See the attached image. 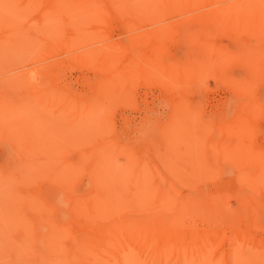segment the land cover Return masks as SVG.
Here are the masks:
<instances>
[{"label":"rangeland","instance_id":"rangeland-1","mask_svg":"<svg viewBox=\"0 0 264 264\" xmlns=\"http://www.w3.org/2000/svg\"><path fill=\"white\" fill-rule=\"evenodd\" d=\"M55 1L0 0V264H250V263L264 264V236H263L264 229H262L264 227V225H262L264 224V177H262L264 176V173L263 175L261 173L264 172V163L262 162V160L264 161V120H262L264 119L263 118L264 116L261 117L262 113H260L261 115H259L258 112V110H260L258 108L264 107V86L262 89L260 88V86L262 87L261 84L264 85V79H263L264 74L260 75L263 83L260 81L258 83L257 82L258 80L256 79V75L254 76L257 81L254 79L252 71L253 73L255 72L256 74H258L259 70L257 68L256 69L253 68L251 66L253 65V63L252 61H250L253 60V62L256 63L257 61L256 59L259 57H260L259 60L263 59L264 61V56L263 58H261V56L255 58V56L258 55L257 51L258 52L260 51L259 52L260 54L262 53L264 54V52H262L264 50L262 49L261 51V49L259 48L258 50L254 48V46L258 42L260 43L263 42L261 44L260 43L257 44L258 46L262 47L264 45V41H263L264 39L262 40L259 39L257 40V42H255L254 40L252 42L251 38H249L251 34L248 33V31L250 32L252 30L251 29L245 32V34L246 33L249 34L248 36V38L250 39L249 41L247 40V37L245 40L243 39L244 41L242 39H241L242 41L241 40L235 41L232 39L235 42L234 48H233V43H231L232 40L229 39L227 41L228 37L230 36L229 34L230 32L232 35H234L233 33L235 32L236 33L238 32L239 34L240 32H243V30H247L248 28L250 29L251 25L254 26L253 24H256L254 22L256 19H261L260 13L263 14L262 13L263 10L261 11L259 8L261 5L260 0L253 1L256 4L255 8L253 6L254 5L253 2H251L252 3L251 6H248L249 4L247 5L246 2L248 0H243V1L241 0V3L239 0L238 3H240L242 6L246 3L247 9L245 8V6H243L244 7L243 8L240 4H238V6H241L240 8L239 7L237 8V6L234 7V5L236 4L233 5L232 3L233 2L237 3L236 2L237 0H230V1L219 0V2L218 0H213V1L197 0V2L196 1L193 2V0L192 1L182 0L181 2L179 0L178 5L176 3L177 2L176 0H148V1L146 0L148 4L143 0H137L134 3V5H132V7H131L132 2H130L129 0L127 1L125 0V4H127L128 2L127 7L129 6V8L124 9V11L122 10L124 7L123 5L124 0H105V1L92 0L95 3H97L100 8H102L101 10L104 11V9H106L107 11H109L110 9V12H106V10L105 12L98 10L94 12L93 10L90 13H87V15L85 14L81 15L80 13H78V11L76 14L75 13L76 10L74 11H72V9L69 10L72 7L74 8L77 7V5L78 6L82 5V4L80 5L78 0L76 1L55 0ZM77 1L79 4L77 3ZM134 1L135 0H133V2ZM140 1H142L141 4H139ZM52 2L55 3L53 4ZM184 2L187 4V7L190 4L191 8L188 7L184 9V7H186V4ZM50 3H52L53 9L59 7L55 10L57 11V13H59L60 11V14H58L59 18L56 16V12L52 13L46 9L47 6L48 8L49 7L52 8V6H50ZM143 3L147 4L149 8L147 7V5H142ZM150 3L151 5H149ZM194 3L195 4L197 3L198 6L195 5ZM262 3L264 4V0L262 1ZM113 4L114 6H116V8L114 9H112L114 6H111ZM137 4L139 5L136 6ZM120 5L123 6L121 10H119ZM224 5L225 7L227 5L225 10L226 12H224L223 10ZM262 6L263 5H261V7ZM66 7L68 9H65ZM134 7H140V8H134ZM174 7L177 8L173 9ZM179 7L181 8L178 9ZM228 7L231 8L228 9ZM132 8L134 10H132ZM217 8L221 13L222 11L220 10L222 9L226 17H232V18L236 17L235 12H238V9L240 10L242 8L246 9L243 11L239 10V12L241 13L238 14L242 15L243 12V14L245 13L244 17L247 16L251 20L248 18V20L246 19L245 23L243 24L241 23L240 26H238L239 31L236 29L237 27L229 29L228 26H226L227 28H225L224 27L225 24L220 23V25H217L214 23V21L216 20V18H218L219 15V13L216 14L218 12L216 11ZM235 8H237L236 11H234ZM115 9L116 12L113 11ZM182 9H184V11ZM142 10L144 11L145 15L142 12ZM229 10L230 11L233 10L231 11V14ZM42 11L48 12V15L47 16L43 15L45 12L42 13ZM111 11H113L114 14H116V16ZM248 11L250 12V14L251 12H253L252 15L253 14L255 15L254 11H256V13L258 12V14H256L255 16L253 15L255 17L254 18L252 15H251L252 17L248 15L249 14ZM232 12H234L233 13V15H235L234 17L232 16ZM179 14L183 16L181 17ZM224 14L222 16H225ZM90 15L93 16L90 17ZM127 15L133 17L131 18L129 16L130 18L129 19ZM95 16H97L96 17L97 19L92 20L93 18H95ZM207 16H210V19L208 18L210 24L208 23V19L207 21L205 20ZM263 16L264 15H262V21H263ZM72 17L74 18L72 19ZM87 17L90 18L88 19ZM142 17H144L145 20ZM240 17L241 16L239 17L237 16L234 19L238 18L239 20ZM98 18H103L104 21L102 19H100L101 20L100 21L98 20ZM178 19L180 23L178 22L177 24ZM69 20H71L70 24H68ZM96 20L98 22L100 21V23L102 22L101 25L97 23ZM134 20H136V22H133ZM146 20H147L146 22L147 25L145 24ZM244 20L245 18L241 19L240 21H244ZM76 21L79 23H77ZM88 21L91 22V25L90 22ZM248 21H251V25L250 26L248 25L250 23L249 22L247 24L248 28L246 29L245 27H247L246 23ZM195 22H196V26L195 27L192 26L190 28V26L194 25ZM129 23L133 25V28ZM172 23L173 26L171 25ZM261 24L263 25L261 21L258 22V24H256V28L258 30V32L256 31V34L259 35V37L260 35L264 36V31H263L264 27L261 26ZM160 25H162V27ZM221 25H223L222 27L225 30L222 27H220ZM241 25H244L242 26L244 29H242ZM219 27L222 28L223 30L222 29L219 30L220 29ZM253 28L255 29V27ZM128 29L131 30V32L128 31ZM228 29L231 30L229 31V33L223 32ZM216 30L219 31L218 35L221 32L220 35H223L221 36L222 38L217 35ZM261 32L263 34H261ZM205 33L211 34V36L208 35L202 36V35H206ZM155 34H158L157 36H160L161 38L156 37ZM103 35L105 36L103 37ZM150 35H154V36L151 37ZM163 35H165L164 36L165 38L163 37ZM193 35L195 37H193ZM142 36L145 37V38L143 37L144 40L140 38ZM146 36H148L150 39ZM200 36L203 38L209 37V39L211 37L212 40L210 39V41H208L209 40L208 38L203 39L200 38ZM137 37H139L141 41L137 39ZM254 37L255 35L253 36V38ZM162 38L164 39V41L162 40ZM166 38L169 39V41ZM151 39L152 41L154 40L153 42H159V43H157V45L155 43H150L149 41ZM165 39L167 40V42ZM189 39L192 40L193 45L196 42L195 43L196 46L205 43L209 44L210 46L209 50L210 48L211 50L212 49L214 50L215 52L214 55L216 54L215 56L217 57L215 61L216 63L218 62V65H216L215 62H213V64L215 63L214 64L215 67L213 65H209V66L211 67L213 66L217 70V71L215 70L217 73L218 70L222 71L223 76H219L221 74V72H219L218 74H216L219 77H216L215 79L216 72L214 73V68L212 69L210 67H206L205 72L207 71L209 72L204 74V69H203L204 60L205 59L207 60V58L214 59L216 57L212 56L213 54H211V51H208V54L210 53L209 55H211L209 57L208 54L205 53L206 52L205 50L207 49L206 46L204 49L202 48L204 47V45H202V47L199 46L197 47L199 48L198 51L201 52V57L199 58L198 61L199 63L197 70L198 76L196 74L195 76H193V78L190 77L191 80H193L190 81L189 77L187 76L190 75L192 72H189L190 70H188L187 68L192 67L190 66L191 63L193 62L192 59L194 56H196L195 54L198 53V51L194 52V49L196 51V47L195 46L193 47L192 43H188L191 42V40L188 41ZM196 39L197 40L202 39V40L196 41ZM224 39L226 40L224 41ZM178 40L181 43L178 42ZM250 41L252 43V46L249 44L251 47L247 48L246 44ZM162 42L163 43L165 42L166 44H163L164 45L163 46L161 44ZM199 42L202 43L199 44ZM123 43L124 46L122 49V47L120 46H122ZM134 43L136 44L134 45ZM254 43L256 44L254 45ZM109 45L111 47H109ZM242 45L243 46L245 45L246 48L241 47ZM114 46L118 48L116 49V47ZM156 46L157 49L155 48ZM158 46L160 47L158 48ZM188 46L189 47L191 46L190 48L191 51L189 50ZM221 46L225 48L222 49L220 48ZM226 47L227 49L232 48L233 50L230 49L227 52ZM101 48H105V49H101ZM201 48L204 50H202ZM241 48H243V50ZM251 48L252 51L254 50L253 51L254 53L256 52L255 54L254 53L252 54L253 56L254 55L255 56L253 57V59L246 60L247 62H245L244 61L246 58L245 53L247 50L249 51ZM107 49H109L108 50L109 53L107 52L108 54H106L105 52V50ZM127 49H129V51ZM159 49L161 50V52H159L160 51ZM200 49L203 52L205 51L204 53L208 56L207 58H205V56L203 55ZM244 49L246 51H244ZM103 50L105 54L103 53ZM110 50L112 53L114 54L116 53L115 56L118 57L116 58L113 56L116 59H112L113 58L112 57L108 60L109 63L114 62L111 65L108 62H106L107 61L105 58L106 56L104 57V55H108V58L109 56H111ZM222 50L223 51L225 50V52L228 54H230L231 52L234 53V51L236 50L237 52L235 53H238L239 51V54L237 55V57L235 56L236 58L234 57V59L230 58L231 56L226 54L229 56V60L233 59V62L232 61L231 62L233 63L232 65L234 68L237 67L236 70H234L232 66H231L232 68L230 66L229 67L227 66L229 70H226L227 64L223 65L224 62L223 57L219 55L220 51L222 53ZM187 51L189 52L187 53ZM163 52H165V54L162 55L161 57L163 59H160L159 61L158 57H160L161 53L163 54ZM182 52H186V53H182ZM191 52L195 53V54L193 53L194 56L193 55L190 56ZM240 52H242L241 53L242 55L244 54V56L242 57H245L243 58L244 60L241 59L242 60L241 62L238 57L241 56ZM97 53L100 55H98ZM101 54L103 55L104 59H102ZM155 54H157L158 57H156ZM185 54L188 56L189 59ZM84 56L86 57L88 56V57L83 58ZM152 56L154 58L156 57L155 58L156 60L153 59ZM150 58H152V60ZM196 58L198 59V56L194 57L195 62L197 63ZM236 59L238 62L234 63L235 62L234 60ZM102 60L105 63H103ZM190 60L192 61L191 63L189 62ZM117 61L119 62L120 65L117 63ZM157 61H159L160 63H158ZM207 61L209 62L210 60ZM225 61L227 62L226 58ZM152 62H155L154 64L158 63L157 65H155L156 70H160L161 74H162V68L165 70V71L163 70L165 72L163 74L165 77L166 76L169 77V80L167 79L168 77H166L168 81L164 78V76L161 77L162 75L160 76L159 73L157 74V71L155 69L153 71L155 73V76L153 77L154 74H152L153 72L151 71L153 69L149 67ZM242 62H245L244 65L247 64L248 66H250V68L252 67L253 70H251V73L249 67H247V69L245 68L246 70H244V66ZM260 62H258V64ZM129 63L132 64L131 65L132 67H130ZM175 63L177 64L179 70L175 66L176 65ZM263 63L264 62H261L262 65ZM136 64L138 66H136ZM234 64L236 65L234 66ZM229 65H231V63H229ZM194 66H196V64ZM216 66H219V69H217L218 67L216 68ZM102 67L104 69L105 67L106 68L109 67L110 69L109 68H108L109 70L106 69L108 70L107 72L104 69L101 70ZM114 67L115 69H113ZM260 67L263 69L264 65ZM123 68L127 70L124 71L122 70ZM184 69H187L188 71L187 70L184 71ZM193 69H191V71H193ZM180 70L182 71L180 72ZM243 70L245 72H242ZM177 71H179L181 74L178 73ZM240 71L244 75L243 77L244 81L242 82L243 84L242 86H244V88L246 89V84H247L246 81H248L246 79L249 75L248 78H251L250 80L252 79L254 80L253 85L249 80L250 84L253 87L252 89H254V91L253 92L251 91L250 93L251 94L254 93L253 96L255 97L258 94V97H256L258 98L256 100L257 102L255 101V97L254 100L251 98L253 100V104H254L253 106H255L253 112L250 113L248 111L250 115L254 113V117L251 116L253 117V120H251L252 118H249V116L247 117L249 113L246 111L249 105H250V109L252 106L251 104L252 102H250L252 100L250 99V101H248L249 100L248 96L250 97V95L247 94L249 92L243 96L245 99L248 100L245 99L242 100L243 98L242 97L240 101L239 98L241 97V95L238 94L236 91L242 93L243 90L242 92H240V90L243 88L235 91V89L233 88L234 89L233 90L232 87L229 86L228 84V82L231 83V81H229L230 80L229 78H232L233 82L235 78L236 83L237 81L240 80L239 78L242 75ZM176 72L178 73V75L180 74L182 77L180 76L181 78H179L177 74H175ZM232 72H234L233 75ZM102 73H106V74L103 75ZM128 73H130L131 75L129 76ZM171 73L174 74L175 76L172 75ZM156 74L157 76L159 75L158 78L162 79V80L158 79L157 81L160 82L165 80L166 81L162 82V84L161 83L158 84L155 78ZM193 74H195V72H193ZM126 75L128 76L125 77ZM132 75L136 79H133ZM251 75L253 78L251 77ZM170 77L171 78L174 77L173 80L175 81H173L174 83L172 82L173 84L170 82L171 81ZM185 77L189 80V82H191V84H189L188 80H186ZM110 78L112 79V81L115 80V83L118 82L117 80L120 78H122L120 79V81L123 79L127 81L128 79L129 80L131 78L132 79L130 82L127 81L124 82V80L123 82L122 81L119 82L121 84L123 83L125 84L123 86L122 85L119 86V84L117 83L115 84L114 82L110 81L111 80ZM243 78L241 77L242 80ZM179 79L180 82L182 80V83L179 82V84L181 85L178 84ZM217 79H219V81H217ZM186 81L188 82L187 84ZM166 82H170V84ZM97 83L98 85H96ZM106 83H108L107 85L111 87L110 90L108 91L106 90L104 85ZM164 83H166V85ZM236 83L235 86L238 85V84L236 85ZM160 84L162 85L163 88L160 87L161 86ZM163 84L165 85V87L163 86ZM188 84L190 85L189 86L190 89L189 88L184 89L183 87H188ZM102 85H104V89L106 90V92H109L111 95L114 93L115 95L113 94L112 97H108L109 96L108 93L106 95L105 94L106 92L105 93L103 92L104 91L103 87L97 88V86H102ZM256 85H258L259 87H257ZM118 86L122 88H120L119 90L117 89L116 91L115 87L119 88ZM240 86L241 84H239V87ZM172 87L173 90L175 91L177 88H179L177 89L178 94H176L175 91L172 90L170 91V88L172 89ZM100 88L103 90H101ZM247 88L250 89L251 87L250 88L247 87ZM96 89H98L100 92H97ZM166 90L168 91V93ZM184 90L185 91L187 90L188 92L184 93ZM261 90L263 91L262 92L263 94L261 93ZM245 91L247 92V90ZM259 92L261 93V95H259ZM94 93L95 95L96 94L97 95L95 96ZM99 93H102L100 95L101 98L99 99L97 98L96 100L95 98L99 96ZM234 94H236L237 97ZM43 95L44 97H42ZM180 95L182 96V98ZM233 95L236 98L233 97ZM117 96L118 98H116ZM40 97L42 102L39 101ZM106 97H108L109 100ZM54 98H55V102H54ZM102 98L105 99V101L107 99L106 102L109 101L107 106H106V102H104ZM234 98L239 99V101H237L238 104L235 103L236 100L234 101ZM51 100L53 102L50 103ZM111 100H112V104H109ZM180 100L182 102H180ZM102 101L105 104L104 106H102V108L104 107V110L105 109L107 110V108L105 107H108L110 105L108 108L110 110H107L106 111L107 113L101 112L100 108H98V106L102 105ZM92 102L94 103V105H92ZM254 102L257 103L258 105L260 102V105L259 106L255 105ZM63 103H65L64 106ZM229 103H231L232 105ZM88 104L92 105V106L89 105L90 107H92L91 109L90 107L89 108L87 107ZM239 104H241V106ZM65 105L66 107L67 106L70 107V109L69 107L68 109L69 111H71L72 114L71 116H69L70 112L65 107ZM181 105L185 106V109L189 108L187 110L189 112L186 111L187 114L185 112H182L185 109H183L184 107L182 108ZM230 106H232L233 111L235 112L237 111L236 112L237 115L232 114L233 111H231V109L228 111V107ZM61 108L67 110L64 109L61 110ZM86 108H88L87 111H85ZM93 108L97 109V111L93 110ZM171 109L174 110L171 111ZM76 110L78 112H76ZM88 110L89 111L93 110L94 111L93 114L97 112V115L95 114L96 118H98L97 121L95 120L96 119L95 115L91 114L92 111L89 113ZM176 110L177 111L179 110L178 113ZM238 110H239V115H238ZM262 110L264 111V109L261 108L260 111L262 112ZM62 111L66 112V114L63 113ZM230 111L233 117L228 118L231 115L230 113H228ZM85 112H88L89 114L88 113L86 114ZM173 112L176 113L177 115H173L174 114ZM256 112L258 113L255 114ZM62 113L63 115H61ZM103 113H105L108 118V121L106 122H105L106 116L105 118H103L104 117ZM183 113L184 116L183 115L182 116L188 120L185 121V118L184 119L182 118L181 114ZM246 113L248 114L246 115ZM74 114H77L78 117ZM90 114L92 115V117L93 116L94 117L92 118ZM178 114L181 116L180 118ZM225 115H227V117ZM98 116L100 118H103L104 123L103 120L99 119ZM176 116H178V119H176L177 118ZM237 117L240 118L244 117L245 120L243 119L244 123L243 122L242 123L244 125L246 124L247 126L246 127L243 125V127L247 129L245 130L242 129L243 130L241 131L242 133L239 131V134L241 133L240 135L235 134L237 133V131L234 130L236 128L237 130H239L242 125L241 122H239L241 125L236 123L237 122L236 120L240 119ZM170 119H172L173 121L171 122ZM205 120L208 122L210 120L211 124L206 122ZM164 122H166V124ZM199 122L201 123L198 124ZM218 122L220 123V125H218L219 124ZM222 122L223 124H221ZM204 123H206L207 125L206 127H204L205 130H203L202 128ZM234 123H236L235 125H237V127L233 126ZM188 124L189 127H187ZM209 124L210 127L212 126L214 127L211 128L212 130L209 128L208 126ZM225 124H227V126L230 125L231 127L228 126V128H226ZM168 125L170 128L168 127ZM224 125H225V129L223 130L222 127H224ZM238 125L240 126L239 128ZM147 126L148 129H145L144 127L147 128ZM171 126H173V128ZM198 126H201V128H199ZM142 127L144 128L143 131L141 129ZM217 127L218 128L220 127L221 130L220 128L218 129ZM149 128H151V130ZM229 128H231V132H229V134L230 133L233 134L231 135L232 138L229 137L228 133H227L228 136L224 134L227 131L226 129L230 131ZM158 129L161 131H159ZM206 129L207 130L209 129L208 135L206 134L207 133ZM216 129L221 132L224 131V133H222L223 135L220 132L217 133ZM71 130L73 131L78 130L81 136H78L79 134L77 135L75 134L76 136L73 137V135L68 134L67 132L69 131L71 132ZM85 130L88 132H85ZM169 130L172 131L169 132ZM78 131H74L73 133ZM144 131L145 133L141 135V133ZM166 131L169 133H167ZM149 132L150 134H148ZM159 132H161L163 136L165 135V137L163 136L160 137L159 135H157L159 134ZM246 133L248 137L246 136ZM216 134L217 135L219 134V136L216 137L217 136ZM138 135H140L141 137ZM203 136L205 140L203 139ZM239 136H241L243 139L241 137L239 138ZM159 137L160 139L162 138L163 140L161 139L160 141ZM226 137H228L226 140L227 142L224 141ZM244 138H246L248 142L244 140ZM235 140L238 142H236ZM150 142L152 144H150ZM239 142H241L243 145ZM109 143L111 144L108 146ZM233 143L236 144L239 143L242 145L238 153L236 152L237 151L236 149H238L237 146L234 147L236 148L235 149L236 151L232 147L236 145V144L234 145ZM121 145H123L124 147L126 146L125 149ZM222 145L223 147L224 146L227 147V149L225 147L223 148ZM113 146L115 149L112 148L109 149L110 147ZM210 146L212 147L209 148ZM31 147H33L34 149ZM127 147L133 148L134 150L129 152L128 151L129 148L126 149ZM172 147L174 149H172ZM213 147L216 149V151L214 150ZM218 148L221 149V151L222 150L226 151V152L223 151L224 152V153L222 152L223 154L227 153L228 155L229 153L230 158L228 160L225 158L221 160L222 157L224 156L217 153V151L219 150ZM230 148H233L232 152L233 150L236 152L235 156L231 155L232 152L230 153V150L228 151V149ZM169 149L171 150L169 151ZM109 150H112L114 154L112 153V151ZM126 150L127 153L129 152V154L125 153ZM133 151L134 153L137 152V154H135V157H133L134 156ZM221 151L219 152L221 153ZM109 152L112 154H110ZM183 152L185 153V155ZM166 153L169 157L166 155ZM210 153H212L213 155ZM254 153L257 155H255ZM124 154L126 155L131 154L132 156L131 155L126 156ZM143 154L144 157L142 156ZM106 155L109 156V157L107 156V159H105ZM220 155L222 157H220ZM230 155L232 156V158ZM124 156L126 159H124ZM159 156L160 157L163 156L161 158H165L166 156L167 159L165 158L162 161V159ZM138 157H140V159ZM157 157L160 158L161 160L156 159ZM136 158H138V160ZM142 160H144V162ZM124 161H127L126 162L127 164L129 162L128 166L130 165L129 166L130 168L127 171H130L131 173L129 174L130 176L132 175L134 176L136 174L135 171L141 173L140 177L143 176L142 175L143 172L145 173L144 176L146 178L143 176L144 180L143 179L142 180L144 182L145 179H147L145 181L146 183L145 182L144 183L145 184L148 183L147 185L149 187L147 190V186H145L146 187L145 188L143 185H141V187L143 186L144 190L145 189L147 190V191L143 190L144 191L143 194L141 192L139 193L142 194V197L144 196V199L141 197V199H143L142 201L146 200L144 202L139 203L142 204L141 207L138 204V202L141 201V199L139 198L140 195L137 196L139 200L137 199V197L136 199L132 198V194L131 197L130 196L128 197V195H130L129 193L135 190L134 186L132 190L131 189L132 186L128 185L130 183V180L132 181L134 177L132 176L133 178L129 179V183H127L128 182L127 179L130 176L126 175L128 173L127 171H125L126 168L125 170H123L125 167ZM132 161L136 162V166H134L135 163L133 164ZM102 163H104L103 166ZM107 164L108 166H110L109 169L108 166L105 168ZM142 165L144 166L143 168L141 167ZM95 166L103 167V168H100L102 170L98 171V168L96 167L97 170L95 169L96 171H93L95 172V174H91L93 173L91 170ZM133 166L135 168L140 166V169H138L139 168L138 167L137 168L138 170H136ZM238 166H240L239 168L242 169L237 168ZM73 168H75L76 171L79 168L80 169L78 172H76L74 171ZM110 168L113 169L114 171L111 170ZM245 169L247 170L244 171ZM67 170L69 172L71 171L70 176L68 175V177L65 176L67 173L69 174ZM241 170L242 172H239ZM259 170L261 171L258 172ZM97 171L98 173H96ZM123 171L125 172V174ZM133 171L135 174H133ZM118 172L120 173L118 174ZM237 172L239 173V175H241V177L238 176ZM106 173L108 174L107 176L105 175ZM54 174L56 175L55 178H59L61 183L60 181H58V179H56L58 181L57 183L54 178H52L51 181V176H54ZM63 174L65 176L64 181H63L64 179ZM110 174H112L111 175L112 177L109 176ZM260 174L262 176H260ZM116 177L118 178L124 177L125 179L121 178L122 179L121 180ZM115 178L119 181V184L118 181H115ZM95 179L97 181V182L95 181L97 185L98 183L99 185H102L101 186L102 188L99 189H102L101 191L102 193H104V195L102 193L101 194L105 199L102 196H100L102 200L99 198H97L98 200L96 199V197L99 194L98 193L99 189L97 188L98 189L97 190L96 189L97 185L94 186L95 184L91 183L92 180ZM137 179L134 183L137 182ZM111 180L113 181L111 182ZM142 180L140 182L141 184H143ZM238 180L243 182H239ZM246 180L251 182H246ZM99 181L103 182V184L100 183ZM252 181H256V182H252ZM89 182L91 183V185L93 184V187L95 188L91 187ZM122 182L124 184H122ZM138 184L139 183H137L136 186H139L140 188V184L139 185ZM90 188L96 189L97 192H95L93 189L92 191H90L91 190ZM155 189L158 191V192L156 191L158 194L155 193L154 191L157 197L152 195L153 192L151 193V191ZM113 190H114L113 194L115 198L112 196L113 194L109 196L110 193L109 194L108 192L105 193V191L113 192ZM140 190L142 191V189L140 188L138 192ZM93 191L97 193L96 197L95 195L91 194ZM136 192L137 191L133 192V196L137 194ZM164 192L168 193L167 194L168 197L167 195H165L166 196V197L164 196L165 200L161 202V200L163 199ZM122 194L123 195L125 194L126 197L125 198L126 201L122 200L123 204L120 202L121 199L124 198V196L121 198ZM76 195H78V197L82 195L83 198L81 196L79 198H81L83 201H81V199H78ZM86 195L88 198L86 197ZM72 196L73 199L75 197V200H78V201L74 200V204H77V206L73 205ZM108 197H110L109 200L115 199L112 201L113 204H116L115 206L118 210L112 209L113 210L111 213L112 215L109 214L111 212L110 207L113 208V206L111 205L112 204L111 201L109 203L110 207H107L108 205L105 206L107 209L108 208L110 209V210L108 209L109 211L107 210V212L105 211L106 215L108 214L106 216L104 213V210L106 209H103L104 206L100 207L99 209L96 206V203L99 206V204L102 203V202L100 203V201H103L104 199V201L106 202V200L108 201ZM66 198L69 199L71 198V199L69 200ZM84 198L86 199V201ZM127 198L130 199V201L127 200ZM64 200H66L65 203ZM67 200H68V205H67ZM94 200L97 202L93 203ZM136 202L137 204H135ZM106 203L108 204V202ZM92 204H95L97 209H99V212L100 210H102V212H100L103 214L102 216L97 211V209L94 210L93 208L94 205ZM120 205L124 207L122 208ZM158 205L160 208L158 207ZM71 206H73L75 209L78 210L77 211L75 209H73L74 211L71 210L72 209ZM138 206L141 208V210L139 209L140 212L134 209L135 207L137 208ZM89 208L90 210L91 209L94 210V211L92 210L93 213L89 211ZM120 208L122 209L121 210L122 213L121 212L118 213V211H120L119 210ZM62 210L65 212H63ZM134 210L139 213L138 214L135 213ZM114 211H117L118 213L117 217L118 218L121 217L122 221L125 220V217L126 219L127 218L130 219V217L131 219L132 217L135 219L139 215V218L137 219L139 220L145 219L144 221L146 222L147 226L148 224L151 225V227L153 225V227L157 229L156 231L162 230L161 234L159 233L160 231L157 232L156 235L158 237L155 236V240H154L155 244H152L151 248L152 246L154 245L155 246L152 249L150 248L149 252H148L149 249H147V252L145 253L146 250L145 249L142 250L141 247L140 248L136 247L137 248L136 250H131L126 246V243L123 244L122 242L125 241L123 240L124 237H121L120 232H117V230L115 229L118 224H119L118 225L119 229L121 226H123V224L121 223V218H119V221H116L118 220V218L114 217L113 215ZM94 212H96V215H94L95 214ZM98 213L100 214V217ZM158 215H161L164 218ZM111 216H113L112 217L113 220L111 219L110 221L109 219L108 222L110 221V223L108 224H110L111 227H113L112 228L113 230L111 229L113 234H111L112 232L110 233L109 230L107 231V233L105 231V229L107 230V228L109 227V225L106 223L107 222L106 219H108L107 217L110 218ZM159 219L160 220L164 219L165 223L163 224L161 222L163 220H161L160 222L162 224H158ZM114 220L115 222H113ZM163 227H166V229H164ZM252 228L254 229L252 230ZM108 232L110 235L109 237L110 239L109 238L106 239V237L108 236ZM116 232L119 235H117ZM247 232L250 234H247ZM114 233H116L117 235L116 237L118 236L120 237L121 240L119 239V242L122 241L121 245H124V247H127V249L123 248L121 245H117L118 246L117 247L111 244L115 248L117 247L116 249L110 247L111 245L109 242L112 238L111 235L113 236ZM171 236H173L174 238H171ZM116 237L114 236L115 239L114 238L113 239L116 240ZM245 237H247L248 239ZM249 237H251V239H249ZM104 238L106 239V241ZM168 238L171 239L170 240L171 242H169ZM111 242L113 243V241ZM117 242L115 243L118 244ZM190 242L192 244L194 243L195 244L194 245L188 244ZM162 243H167V244H162ZM186 243L190 247L187 246ZM206 244H208V246H206ZM191 247L194 249H192ZM196 247H197V251L195 250ZM108 248L110 250H108ZM202 248L203 249L206 248V249L203 250ZM152 251L155 252H153L152 254Z\"/></svg>","mask_w":264,"mask_h":264},{"label":"bare ground","instance_id":"bare-ground-1","mask_svg":"<svg viewBox=\"0 0 264 264\" xmlns=\"http://www.w3.org/2000/svg\"><path fill=\"white\" fill-rule=\"evenodd\" d=\"M53 1H55V0H53ZM75 1H76V0H75ZM78 1H79L80 5L82 4L81 6H78V5H77V7H75V8L72 7V8L69 9V10L72 9V11L76 10V11H75L76 14H77V11H78V13H80L81 15H82V14L87 15V13H90V12L93 11V10H94V12H96L97 10H98V11L105 12V10H106V9H104V11L101 10L102 8H100L99 5H98L97 3H95L94 1H92V0H90L91 2H90L89 0H81V1L78 0ZM78 1H77V3H78ZM98 1H99V0H98ZM104 1H105V0H104ZM126 1H127V0H126ZM129 1L132 2V4H131V7H132V5H134V3H135L137 0H135L134 2H133V0H129ZM143 1L146 2V0H143ZM147 1H148V0H147ZM176 1H177V2H176L177 5H178L179 0H176ZM180 1L182 2V0H180ZM184 1H185V0H184ZM191 1H192V0H191ZM191 1H189V2H191ZM194 1L197 2V0H193V2H194ZM211 1H213V0H211ZM223 1H224V0H223ZM226 1H227V0H226ZM229 1H230V0H229ZM242 1H243V0H242ZM248 1H249L250 3H249ZM248 1H246V2H247V5L249 4L248 6H251V4H252L251 2H253V1H255V0H252V1L248 0ZM262 1H263V0H262ZM262 1L260 0V3H261V5H263V6L261 7V5H260L259 8H260L261 11H262V10L264 11V4L262 3ZM55 2H57V1H55ZM55 2H54V3H55ZM62 2H63V1H62ZM96 2H97V1H96ZM130 2H129V3H130ZM150 2H151V1H150ZM160 2H161V1H160ZM193 2H191V3H193ZM198 2H199V1H198ZM214 2H215V1H214ZM218 2H219V0H218ZM220 2H221V1H220ZM236 2H237V3L233 2L232 4H233V5L236 4V5H234V7L237 6V8H238V7L240 8V7L242 6V5L240 4V3H241V0H240V3H238L239 0H237ZM52 3H53V2H52ZM52 3H50V6H52V8L49 7V8H50V10H49V8H48V6H47L46 9H47L49 12H52V13H55V12H56V16L59 18L58 14H60V11H59V13H57V11H55V10H56L57 8H59V7H57V8L54 7V8H56V9H53V5H52ZM54 3H53V4H54ZM68 3H69V1H68ZM71 3H73V2H71ZM79 3H78V4H79ZM115 3H116V2H115ZM123 3H124V4H123L124 7L121 6V5H122V4H121L119 10H121L122 7H123V9H122L123 11H124V9L129 8V6L127 7L128 2H127V4H125V0H124ZM141 3H142V1L139 2V4H141ZM146 3H147V2H146ZM176 3H174V4H176ZM184 3H185V2H184ZM187 3H188V1H187ZM200 3H202V2H200ZM215 3H216V2H215ZM215 3H214V4H215ZM229 3H230V2H229ZM253 3H254V2H253ZM59 4H60V3H59ZM66 4H67V3H66ZM75 4H76V3H75ZM117 4H118V3H117ZM117 4H116V5H117ZM139 4H137L136 6H138ZM147 4H148V3H147ZM147 4H144V3H143L142 5H147ZM155 4H156V3H155ZM185 4H186V3H185ZM194 4H195V3H194ZM221 4H223V3H221ZM232 4H230V5H232ZM238 4H240L241 6H238ZM73 5H74V4H73ZM107 5H108V4H107ZM149 5H151V3H150ZM152 5H153V4H152ZM168 5H169V4H168ZM168 5H167V6H168ZM181 5H182V4H181ZM181 5H179V6H181ZM195 5H197V3H196ZM217 5H219V4H217ZM255 5H256V4L254 3V5H253L254 8H255ZM55 6H56V5H55ZM58 6H59V5H58ZM60 6H61V5H60ZM67 6H68V5H67ZM111 6H114V4L111 5ZM125 6H126V7H125ZM175 6H176V5H175ZM182 6H183V5H182ZM197 6H198V5H197ZM243 6H245V8L247 9L246 3H245ZM243 6H242V7H243ZM64 7H65V6H64ZM68 7H69V6H68ZM106 7H107V6H106ZM142 7H143V6H142ZM144 7H145V6H144ZM147 7H148V5H147ZM147 7H146V9H147ZM156 7H157V5H156ZM183 7H184V6H183ZM183 7H182V8H183ZM188 7L191 8V7H190V4H189ZM188 7H187V4H186V7H184V9H186V8H188ZM226 7H227V5H226ZM226 7H225V5H224V9H223L224 12H226V11H225V10H226ZM234 7H233V8H234ZM61 8H62V7H61ZM99 8H100V9H99ZM107 8H108V7H107ZM111 8H112V7H111ZM114 8H116V6H114L112 9H114ZM134 8H140V7H134ZM148 8H149V7H148ZM171 8H172V7H171ZM175 8H177V7H174L173 9H175ZM180 8H181V7H179L178 9H180ZM218 8H219V6H218ZM218 8H217V10H216V11H218L216 14L219 13V15H218V18H216V20L214 21V23L217 24V25H220V23H221V24H225V26H224L225 28H227L226 26H228L229 29H232V28H236V27H237L236 29L238 30V29H239L238 26H240L241 23H242V24L245 23L246 19L248 20V18H249V17H247V16L244 17V16H245V13L243 14V12H242V15L238 14V13H241V12H239L240 9H238V12H235L236 17H237V16H238V17L241 16L239 20H238V18H237V19H234V18H236V17H234L235 15H233L234 12H232V16H233L234 18H232V17H226V15L223 13V10H222V9L220 10V11H222V13H221V12H219ZM230 8H231V7H228V9H230ZM233 8H232V9H233ZM237 8H235L234 11H236ZM243 8H244V7H243ZM243 8H242L240 11L246 10V9H243ZM259 8H258V9H259ZM46 9H43V10H46ZM51 9H52V11H51ZM63 9H64V8H63ZM65 9H68V8L66 7ZM152 9H153V8H152ZM160 9H161V8H160ZM184 9H182V10L184 11ZM248 9H249V8H248ZM59 10H60V9H59ZM132 10H134V9L132 8ZM53 11H54V12H53ZM113 11L116 12V9L113 10ZM113 11H111V12H113ZM135 11H136V10H135ZM140 11H141V9H140ZM160 11H161V10H160ZM160 11H159V12H160ZM213 11H214V10H213ZM216 11H215V12H216ZM229 11H230V10H229ZM231 11H233V10H231ZM231 11H230V14H231ZM261 11H259V12H261ZM263 11H262L263 14L260 13V15H261V19H256L254 22H255L256 24H258V22L261 21V23H263V25L261 24V26L264 27V16H263V21H262V15H264V12H263ZM44 12H45V11H42V13H44ZM61 12H62V11H61ZM64 12H65V11H64ZM106 12H110V9H109V11L106 10ZM142 12L144 13L143 10H142ZM146 12H147V11H146ZM152 12H153V10H152ZM154 12H155V11H154ZM163 12H164V11H163ZM163 12H162V13H163ZM208 12H209V11H208ZM215 12H214V13H215ZM244 12H246V11H244ZM248 12H249V11H248ZM42 13H41V14H42ZM45 13H46V14H45ZM45 13H44L43 15L47 16V15H48V12H45ZM126 13H127V12H126ZM136 13H137V12H136ZM147 13H148V12H147ZM166 13H167V12H166ZM220 13H221V16H220ZM228 13H229V12H228ZM228 13H227V15H228ZM252 13H253V12H251V14H250V12H249L248 15L251 16ZM254 13H255V15L258 14V12L256 13V11H254ZM103 14H104V13H103ZM103 14H102V15H103ZM106 14H108V13H106ZM113 14H114V12H113ZM127 14H128V13H127ZM133 14H134V13H133ZM154 14H155V13H154ZM216 14H215V17H216ZM223 14H224L225 16H222ZM53 15H54V14H53ZM65 15H66V14H65ZM69 15H70V14H69ZM95 15H96V14H95ZM114 15L116 16V14H114ZM144 15H145V13H144ZM179 15H180V14H179ZM205 15H206V14H205ZM253 15H254V14H253ZM253 15H252V16H253ZM255 15H254V16H255ZM60 16H61V15H60ZM92 16H93V15H92ZM92 16L90 15V17H92ZM104 16H105V15H104ZM104 16H103V17H104ZM122 16H123V15H122ZM124 16H125V15H124ZM127 16H128V18H129L130 15H127ZM174 16H175V15H174ZM180 16H181V15H180ZM182 16H183V15H182ZM182 16H181V17H182ZM252 16H251V17H252ZM254 16H253V17H254ZM62 17H63V15H62ZM65 17H66V16H65ZM74 17H75V15H74ZM74 17H72V19H73ZM82 17H83V16H82ZM90 17H87V18L89 19ZM96 17H97V16H95V18H93L92 20L97 19ZM125 17H126V16H125ZM130 17H131V16H130ZM132 17H133V16H132ZM132 17H131V18H132ZM154 17H155V16H154ZM156 17H157V16H156ZM181 17H179V18H181ZM192 17H194V16H192ZM242 17L245 18L244 21H240L241 19H243ZM135 18H136V17H135ZM142 18L144 19V17H142ZM158 18H159V17H158ZM183 18H184V17H183ZM208 18L210 19V16H207L206 19H205V18H204V19L207 21ZM254 18H255V17H254ZM60 19H61V18H60ZM85 19H86V18H85ZM100 19H102V20L104 21L103 18H98V20H100ZM121 19H122V18H121ZM126 19H127V18H126ZM129 19H130V18H129ZM143 19H142V21H143ZM146 19H147V18H146ZM184 19H185V18H184ZM184 19H183V20H184ZM209 19H208V23H209ZM249 19H250V18H249ZM83 20H84V18H83ZM127 20H128V19H127ZM131 20H132V19H131ZM139 20H140V19H139ZM144 20H145V19H144ZM183 20H182V21H183ZM250 20H251V19H250ZM253 20H254V19H253ZM70 21H71V20L68 21V24H70ZM74 21H75V19H74ZM96 21H97V20H96ZM96 21H95V23H96ZM100 21H101V20H100ZM100 21H99V22L97 21V23H99V24L101 25L102 22L100 23ZM154 21H155V20H154ZM203 21H204V20H203ZM72 22H73V21H72ZM72 22H71V23H72ZM76 22H77V21H76ZM88 22H90V21H88ZM93 22H94V21H93ZM133 22H136V20H134ZM137 22H138V20H137ZM146 22H147V20L145 21V24L147 25ZM155 22H156V21H155ZM178 22L180 23L179 19L177 20V24H178ZM196 22H197V21H196ZM196 22H195L194 25H191L190 28H191L192 26L195 27V26H196ZM199 22H200V21H199ZM249 22H250V23H249ZM77 23H79V22H77ZM85 23H86V22H85ZM131 23H132V22H131ZM131 23H129V24H130V25L132 26V28H133V25H132ZM143 23H144V22H143ZM158 23H159V22H158ZM158 23H157V24H158ZM175 23H176V22H175ZM203 23H204V22H203ZM203 23H202V24H203ZM248 23H249V24H248ZM99 24H98V25H99ZM133 24H134V23H133ZM138 24H139V22H138ZM153 24H154V22H153ZM157 24H156V25H157ZM167 24H168V23H167ZM169 24H170V23H169ZM206 24H207V22H206ZM209 24H210V23H209ZM247 24L250 26V25H251V21H248V22L246 23V26H247V27H245L246 29L248 28V25H247ZM252 24H253V22H252ZM256 24H253L254 26L251 25V26H250V29L248 28L247 30H243V32H240V33H239L240 35L238 34V32H237V33H236V32L233 33V31H232V33H233L234 35H232L231 32L229 33V31H231V30H229V29L226 30V31H223V32H224V33L227 32V33L230 34L229 37H231V38H229V37H228V39L226 38L227 41H228L229 39H230V40L233 39V40H235V41H239V40H241V39H242V40H243V39L245 40L246 37H247V40H248V41L250 40L249 38H251V41H252V42H253L254 40H255V42H257V40H259V39H260V40L264 39V38H262V37H264V36H263V35H260V37H259V35L256 34V31L258 32V30H257V28H256ZM90 25H91V22H90ZM100 25H99V26H100ZM104 25H105V24H104ZM125 25H126V24H125ZM127 25H128V22H127ZM156 25H155V27H156ZM163 25H164V23H163ZM171 25L173 26V23H172ZM179 25H180V24H179ZM85 26H86V25H85ZM102 26H103V25H102ZM160 26L162 27V25H160ZM168 26H169V25H168ZM168 26H167V27H168ZM181 26H182V25H181ZM222 26H223V25H221L220 27H222ZM242 26H244V25H241V27H242ZM103 27H104V26H103ZM167 27H165V28H167ZM210 27H211V26H210ZM216 27H217V26H216ZM220 27H219V28H220ZM253 27H255L256 30H255ZM128 28H129V27H128ZM151 28H152V27H151ZM151 28H150V29H151ZM158 28H159V27H158ZM165 28H164V30H165ZM185 28H186V27H185ZM222 28H223V27H222ZM222 28H220L219 30H221ZM124 29H125V27H124ZM129 29H130V28H129ZM129 29H128V31L131 32V30H129ZM150 29H149V30H150ZM174 29H175V28H174ZM206 29H207V28H206ZM206 29H205V30H206ZM209 29H210V28H209ZM223 29H224V28H223ZM223 29H222V30H223ZM242 29H244V28L242 27ZM251 29H252V30H251ZM97 30H98V29H97ZM101 30H102V29H101ZM134 30H135V29H134ZM152 30H153V29H152ZM171 30H173V29H171ZM205 30H204V31H205ZM217 30H218V29H217ZM217 30H216V33H217V35H218V32H219V31H217ZM224 30H225V29H224ZM248 30H251L252 32H251V31L249 32ZM253 30H255V31H253ZM137 31H138V30H137ZM147 31H148V30H147ZM147 31H146V32H147ZM153 31H154V30H153ZM183 31H185V30H183ZM238 31H239V30H238ZM247 31H248L249 34H251L250 36H249L248 33L245 34V32H247ZM261 31H262V29H261ZM263 31H264V30H263ZM73 32H74V31H73ZM89 32H90V31H89ZM94 32H95V31H94ZM148 32H149V31H148ZM189 32H190V30H189ZM198 32H199V31H198ZM254 32H255V33H254ZM101 33H102V32H101ZM164 33H165V32H164ZM200 33H201V30H200ZM207 33H209V32H207ZM207 33H205L206 35H202V36H207V35H208V36H211V34H207ZM224 33H223V34H224ZM253 33H254V35H255L254 38H253V36H254ZM152 34H153V33H152ZM220 34H221V32H220ZM220 34H219L218 36H220V37L223 36V35H220ZM258 34H259V33H258ZM261 34H263V33L261 32ZM74 35H76V34H74ZM99 35H100V34H99ZM127 35H129V34H127ZM127 35H126V37H127ZM155 35H156V37H158V38L160 37V36H157L158 34H155ZM159 35H160V34H159ZM104 36H105V35H103V37H104ZM137 36H138V35H137ZM150 36L152 37V36H154V35H150ZM164 36H165V35H163V37H164ZM167 36H168V35H167ZM196 36H197V35H196ZM198 36H199V34H198ZM227 36H228V35H227ZM248 36H249V38H248ZM261 36H262V37H261ZM79 37H80V36H79ZM143 37H144V36H142V37H140V38H141L142 40H144ZM146 37H148V36H146ZM176 37H178V36H176ZM179 37H180V36H179ZM182 37H183V36H182ZM182 37H181V39H182ZM193 37H195V36L193 35ZM213 37H214V36H213ZM224 37H225V36H224ZM257 37H258V38H257ZM70 38H71V37H70ZM76 38H77V37H76ZM144 38H145V37H144ZM148 38H149V37H148ZM154 38H155V37H154ZM160 38H161V37H160ZM164 38H165V37H164ZM196 38H197V37H196ZM200 38H203V37L200 36ZM206 38L209 39V37H206ZM206 38H203V39H206ZM221 38H222V37H221ZM255 38H256V39H255ZM79 39H80V38H79ZM79 39H78V40H79ZM125 39H126V38H125ZM137 39H139V37H137ZM149 39H150V38H149ZM152 39H153V38H152ZM152 39L149 41L150 43H155L156 45H157V43H159V42H153L154 40L152 41ZM166 39H167V38H166ZM166 39H165V40H166ZM210 39H211V37H210ZM210 39H209L208 41H210ZM226 39H224V41H225ZM130 40H133V39H130ZM139 40H140V39H139ZM145 40H147V39H145ZM162 40L164 41L163 38H162ZM167 40L169 41V39H167ZM167 40H166V42H167ZM190 40H191V39H189L188 41H190ZM201 40H202V39H201ZM201 40H200V39H198V40L196 39V41H201ZM211 40H212V39H211ZM233 40H232L231 43H233V48H234V47H235V46H234L235 42H234ZM242 40H241V41H242ZM244 40H243V41H244ZM70 41H71V40H70ZM120 41H121V40H120ZM137 41H138V40H137ZM140 41H141V40H140ZM155 41H156V40H155ZM160 41H161V39H160ZM193 41H194V40H193ZM227 41H226V42H227ZM241 41H240V43H241ZM251 41L248 42V43L246 44V45H247V48H250V47L252 46ZM263 41H264V40H263ZM104 42H105V41H104ZM132 42H133V41H132ZM145 42H146V41H145ZM145 42H144V44H145ZM149 42H148V43H149ZM178 42H180V41L178 40ZM105 43H106V42H105ZM110 43H112V42H110ZM114 43H115V42H114ZM117 43H118V42H117ZM119 43H120V42H119ZM180 43H181V42H180ZM188 43H192V40H191V42H188ZM188 43H187V44H188ZM195 43H196V42H195ZM195 43H194V45H193V43H192L193 47H194V46L196 47V51H195V49H194V52H197V51L199 50V48H197L198 46H199V47H202V45H204V47H202V48L205 49V46H206V48H207V49L205 50L206 52L204 51L206 54H208V51H211V54H213L212 56H215V55H216V54L214 55L215 52H214L213 49H212V50H213V53H212L211 48H210V50H209V47H210L209 44L205 43L206 45H205V44H202V45H198V46H196ZM197 43H198V42H197ZM201 43H202V42H201ZM201 43L199 42V44H201ZM212 43H213V42H212ZM212 43H211V46H212ZM228 43H229V42H228ZM242 43H244V42H242ZM258 43H260V42H258ZM258 43H257V44H258ZM261 43H263V42H261ZM261 43H260V44H261ZM135 44H136V43H134V45H135ZM161 44L163 45V44H166V43H165V42H164V43L162 42ZM249 44H250L251 46H250ZM255 44H256V43H254V45H255ZM257 44L255 45L256 47L254 46V48H256L257 50H258V48H259V49H261V51H262V49L264 50V45L261 47V46H258ZM260 44H259V45H260ZM114 45H115V44H114ZM128 45H129V44H128ZM131 45H132V43H131ZM151 45H152V44H151ZM159 45H160V44H159ZM190 45H191V44H190ZM192 45H191V46H192ZM227 45H228V44H227ZM231 45H232V44H231ZM238 45H239V44H238ZM240 45H241V44H240ZM123 46H124V43H123V45L120 46V47H122V49H123ZM136 46H137V45H136ZM160 46H161V45H160ZM160 46H158V48H159ZM163 46H164V45H163ZM168 46H169V45H168ZM186 46H187V45H186ZM191 46H190V47L188 46V47H189V50H190ZM213 46H214V45H213ZM224 46H225V45H224ZM257 46H258V47H257ZM103 47H104V46H103ZM109 47H111V46L109 45ZM114 47H116V46H114ZM125 47H126V46H125ZM132 47H133V46H132ZM241 47L244 48L245 45H244V46L242 45ZM260 47H261V48H260ZM107 48H108V47H107ZM117 48H118V47H116V49H117ZM134 48H135V46H134ZM137 48H138V47H137ZM137 48H136V49H137ZM155 48L157 49V46H156ZM202 48H201V49H202ZM212 48H213V47H212ZM220 48L223 49V48H225V47H222V46H221ZM237 48H238V47H237ZM243 48H241V49L243 50ZM245 48H246V47H245ZM101 49H105V48H101ZM129 49H130V48H129ZM129 49H127V50L129 51ZM160 49H161V48H160ZM160 49H159V50H160ZM174 49H175V48H174ZM192 49H193V48H192ZM201 49H200V50H201ZM204 49H202V50H204ZM226 49H227V47H226ZM230 49L233 50L232 48H230ZM230 49H227L226 51L228 52V50H230ZM238 49H239V48H238ZM238 49H237V50H238ZM98 50H99V49H98ZM98 50H97V51H98ZM108 50H109V49L105 50L106 54L109 53ZM111 50H112V49H111ZM111 50H110V52H111ZM131 50H132V49H131ZM167 50H168V49H167ZM183 50H184V49H183ZM202 50H201V51H202ZM237 50L234 51V53L231 52L230 54L226 53L225 50H224V51L222 50V53H221V51H220L219 55H221V57H223V60H224L223 65H226V64H227V65H226V70H229V69L227 68V66H228V67H229V66H230V67H231V66L233 67V65H232V64H233V63H232V62H233V59H234L235 56L237 57V55L239 54V51H238V53H235V52H237ZM114 51H115V49H114ZM114 51H113V52H114ZM119 51H120V50H119ZM190 51H191V50H190ZM244 51H246V50L244 49ZM253 51H254V50H253ZM253 51H252V48H251L249 51H248V50L246 51V53H245L246 58H247L248 56H251V57H248L247 59H246L245 57H242V56H244V54H243V55L241 54L243 51L240 52L241 56H238L239 59H240V62L242 61L241 59H243V58H245V60L243 59L245 62H247L246 60L253 59V57L255 56V55H254V56L252 55V54L254 53ZM255 51H256V50H255ZM95 52H96V51H95ZM105 52H104V50H103V53H104V54H105ZM107 52H108V53H107ZM117 52H118V51H117ZM123 52H124V51H123ZM126 52H127V51H126ZM130 52H131V51H130ZM159 52H161V50H160ZM188 52H189V51H187V53H188ZM194 52H193V53H194ZM204 52L202 51V53H203V55L205 56V58H207L208 56H209V57L211 56V55H209L210 53H209L208 56H207ZM259 52H260V51H259ZM259 52L257 51V54H258V55L255 56V58H256V57H259V56H261V58H263L264 54H263L262 52H264V51L261 52L262 54H260ZM103 53H102V54H103ZM127 53H128V52H127ZM131 53H132V52H131ZM131 53H130V54H131ZM154 53H156V52H154ZM182 53H186V52H182ZM193 53L191 52L190 56H192V55L194 56L195 53H194V54H193ZM199 53H200V55H199ZM224 53H225V56H224ZM248 53H249V55H248ZM255 53H256V52H255ZM255 53H254V54H255ZM97 54H98V53H97ZM102 54H101L102 59H104V57L106 56V57H105L106 60H107V61L105 60L106 62H108V60H109L110 58H112L113 56L116 57V58H118L117 56H115L116 53L114 54V53L111 52V56H109V58H108V55H104V57H103ZM113 54H114V55H113ZM120 54H121V53H120ZM124 54H125V53H124ZM135 54H136V53H135ZM157 54H160V53H157ZM157 54H155L156 57H158ZM164 54H165V52H163V54L161 53V56L158 57V60H159V61H160V59H163V58H161V57H162V55H164ZM171 54H172V53H171ZM226 54H228L229 56H231L230 58H233V59H232V60H229V56L226 55ZM88 55H89V53H88ZM91 55H92V54H91ZM94 55H95V54H94ZM98 55H100V54H98ZM109 55H110V54H109ZM133 55H134V54H133ZM145 55H146V53H145ZM148 55H149V54H148ZM151 55H152V54H151ZM168 55H169V54H168ZM185 55H186V54H185ZM195 55H196V56H194V57H197V56H198V59L196 58V59H197V63H198L199 58L201 57V52L198 51V53H196ZM247 55H248V56H247ZM118 56H119V55H118ZM122 56H123V55H122ZM130 56H131V55H130ZM171 56H172V55H171ZM186 56H187V55H186ZM190 56H189V57H190ZM85 57H86V56H84L83 58H85ZM87 57H88V56H87ZM87 57H86V58H87ZM98 57H99V56H98ZM114 57H113L112 59H116V58H114ZM152 57H153V56H152ZM156 57H155V58H156ZM163 57H164V56H163ZM194 57H193V59H192V57H191V59H192V61H193L194 63H193L191 60L189 61L190 63L192 62L191 65H190V66H192V67H191V68H187L188 70H190L189 72H192L191 74L188 73V74H190L191 76H190V75H188V76L186 75L187 77H189L190 81H193V80H191L190 77L193 78V76H195V75L198 73L197 70H198V65H199V63L197 64V63L195 62ZM215 57H216V56H215ZM236 57H235V58H236ZM241 57H242V58H241ZM124 58H125V57H124ZM124 58H123V59H124ZM134 58H135V57H134ZM148 58H149V57H148ZM155 58L153 57V59H155ZM170 58H171V57H170ZM187 58H188V56H187ZM225 58H226L227 62L225 61ZM255 58H254V59H255ZM259 58H260V57H259ZM259 58L256 59L258 62H260V61H261V62H264L263 59L259 60ZM97 59H98V58H97ZM112 59H111V61H112ZM150 59L152 60V58H150ZM167 59H168V58H167ZM188 59H189V58H188ZM216 59H217V57L214 58V59H213V58H211V59L207 58V60H210V61H211V62L209 61L210 63H209L206 59L204 60V64H203L204 74L207 73V72H209V71L205 72L206 67H210V68H212V69L215 67L214 64L216 63V61H215ZM98 60H99V59H98ZM129 60H130V59H129ZM155 60H156V59H155ZM155 60H154V61H155ZM185 60H186V58H185ZM213 60H214V61H213ZM256 60H254V61H256ZM83 61H84V60H83ZM85 61H87V60H85ZM102 61H103V60H102ZM114 61H115V60H114ZM132 61H133V60H132ZM134 61H135V59H134ZM144 61H145V60H144ZM159 61H157V62L160 63ZM176 61H178V60H176ZM179 61H180V60H179ZM206 61H207V63H206ZM231 61H232V62H231ZM234 61H235L234 63L238 62L237 59L234 60ZM250 61H252L253 65H256V66H253V65H251V66H252L253 68H255V69L257 68V69L259 70V73L257 72L258 74H256L255 72H254V73H255V74H254L253 71H252V74H253L254 79H255V76H254V75H256V79H257L258 81H257L256 79H255V80H256L258 83H259V81L262 82V78H261L260 75H261V74H264V71H262V70H264V67H263V69H262L260 66H263L264 63H263V65H262L261 62L258 64L257 61H256V63L253 62V60H250ZM250 61H249V62H250ZM100 62H101V61H100ZM115 62H116V61H115ZM155 62H156V61H155ZM155 62H152L153 64L151 63V65L149 66L151 69H153V70H151L152 72L154 71V69L156 70V66H155V65L158 64V63H157V64H154ZM181 62H182V61H181ZM213 62H215V63L213 64ZM245 62H242V63H243V66H244V70H246L247 67L250 68V66H248L247 64H246L247 66L244 65ZM103 63H105V62L103 61ZM108 63H109V62H108ZM112 63H114V62H110L109 64L111 65ZM117 63L119 64L118 61H117ZM117 63H116V65H117ZM124 63H125V62H124ZM137 63H138V62H137ZM172 63H173V62H172ZM190 63H189V64H190ZM229 63H231V65H229ZM127 64H128V63H127ZM175 64H176V63H175ZM178 64H179V63H178ZM186 64H187V62H186ZM189 64H188V65H189ZM195 64H196V66H194ZM206 64H207V66H206ZM250 64H251V63H250ZM106 65H108V64H106ZM119 65H120V64H119ZM121 65H122V64H121ZM129 65H130V67H132V66H131L132 64L129 63ZM133 65H134V64H133ZM209 65H213L214 67H213V66L211 67V66H209ZM216 65H218V62L216 63ZM235 65H236V64H234V66H235ZM257 65H258V66H257ZM259 65H260V66H259ZM123 66H125V65H123ZM134 66H135V65H134ZM136 66H138V65L136 64ZM144 66H145V65H144ZM151 66H153L154 68L151 67ZM175 66L177 67V64H176ZM179 66H180V65H179ZM184 66H186V65H184ZM184 66H183V67H184ZM245 66H246V67H245ZM118 67H119V66H118ZM118 67H117V68H118ZM127 67H128V66H127ZM140 67H141V66H140ZM162 67H163V66H162ZM217 67H218V68H217ZM232 67H231V68H232ZM252 67L250 68V73H251V70H253ZM258 67H259V68H258ZM99 68H100V67H99ZM99 68H98V69H99ZM108 68H109V67H108ZM108 68L105 67V69H104V68L102 67L101 70H103V69L106 70V69H108ZM134 68H135V67H134ZM166 68H167V66H166ZM193 68H194V69H193ZM195 68H196V70H195ZM216 68L219 69V66H216ZM233 68H234V67H233ZM245 68H246V69H245ZM109 69H110V68H109ZM109 69H108V70H109ZM113 69H115V67H114ZM146 69H147V68H146ZM159 69H160V68H159ZM172 69H173V68H172ZM177 69L179 70L178 67H177ZM187 69H184V71H186ZM191 69H193V71H191ZM212 69H211V70H212ZM236 69H237V67L234 68V70H236ZM108 70H106V71L108 72ZM119 70H120V69H119ZM122 70L126 71L127 69L125 70V69L123 68ZM128 70H129V69H128ZM163 70H164V69L162 68V74L160 73V70H156V71H157V74L159 73L160 76L162 75L161 77H163V76H164L163 73H165V72H164L165 70H164V71H163ZM188 70H187V71H188ZM194 70H195V71H194ZM207 70H208V68H207ZM215 70H216V69L214 68V73L217 71V70H216V71H215ZM244 70H243L242 72H245ZM258 70H257V71H258ZM106 71H105V72H106ZM129 71H130V70H129ZM181 71H182V70H180V72H181ZM212 71H213V70H212ZM230 71H231V70H230ZM100 72H101V71H100ZM102 72H103V71H102ZM107 72H106V73H107ZM111 72H112V71H111ZM113 72H114V71H113ZM116 72H117V71H116ZM118 72H119V71H118ZM139 72H140V71H139ZM171 72H172V71H171ZM173 72H174V71H173ZM177 72L180 73L179 71H177ZM177 72H176L175 74H177V76H178L179 78H181V77H182V76L180 75L181 73L178 75ZM193 72H195V74H193ZM219 72H221V74H220L219 76H223V75H222V74H223L222 71H219V70H218V73H219ZM247 72H248V71H247ZM262 72H263V73H262ZM106 73H102V74L104 75V74H106ZM114 73H115V72H114ZM121 73H122V72H121ZM123 73H124V72H123ZM182 73H183V72H182ZM185 73H186V72H185ZM218 73L216 72L215 75L218 74ZM228 73H229V72H228ZM233 73H234V72H232V75H233ZM240 73H241V71H240ZM109 74H110V73H109ZM128 74H129V76L131 75L130 73H128ZM137 74H138V73H137ZM150 74H151V73H150ZM152 74H154V75H153V77H154V76H155V73L153 72ZM157 74H156V77H155V78H156V81H157L158 79H159V80H162V79L158 78L159 75L157 76ZM169 74H170V73H169ZM171 74H172V73H171ZM183 74H184V73H183ZM235 74H236V73H235ZM241 74H242V73H241ZM107 75H108V74H107ZM111 75H112V74H111ZM116 75H117V74H116ZM142 75H143V74H142ZM165 75H166V74H165ZM172 75H174V74H172ZM237 75H238V74H237ZM242 75H243V74H242ZM242 75H241V77L243 78L244 75H243V76H242ZM258 75H259L260 77H259ZM119 76H120V75H119ZM127 76H128V75H126L125 77H127ZM170 76H171V75H170ZM174 76H175V75H174ZM180 76H181V77H180ZM197 76H198V74H197ZM197 76H196V78H197ZM219 76L216 75V76H215V79H216V77H219ZM257 76H258V78H257ZM105 77H106V76H105ZM145 77H146V76H145ZM166 77H168V76H166ZM166 77L164 76L165 79H166ZM239 77H240V75H239ZM241 77L239 78L240 80L237 81V83H236V81H235V78H234V82L232 81V78H229L230 80H229V79H228V80L231 81V83L234 84V85H233V84H231V83L228 82L229 86H231L232 89L234 88L235 91H236V90H240L241 88H243V89L240 90V92H242V90H243V92H244V93L242 92L243 94H242V93H239V91H236L238 94L241 95V97L239 98L240 101H241V98H242L245 94H247L248 92H249V93H248L247 95H250V97L248 96V99H249V100H248V99H245L244 97L242 98V100L245 99V100L250 101L251 98L254 100V97H255V96H253L254 93H252V94L250 93L251 91H252V92L254 91V89H252V88H253L252 85H253V83H254V82H253L254 80H253V79L250 80L251 78H248V77H249V75H248V77H247V79H246V80H248V81H246L248 85L246 84V89H245L244 86H242V85H243L242 82L244 81V78H243V80H242ZM251 77H252V75H251ZM253 77H252V78H253ZM123 78H124V77H123ZM132 78H133V79H136L135 77H133V75H132ZM132 78H131V79H132ZM173 78H174V77H172V78L170 77V79H171L170 82H171V83H172L173 81H175V80H173ZM185 78H186V77H185ZM222 78H223V77H222ZM245 78H246V77H245ZM110 79H111V78H110ZM117 79H118V78H117ZM120 79H122V78H120ZM120 79H118V80H117L118 82H116V83L119 84V86H121V85H122V86L125 85L124 83H123V84L119 83V82H121V81L123 82V80H124L125 78H124L123 80H121V81H120ZM126 79H127V78H126ZM131 79H130V80L128 79V81H127V80H124V82H125V81L130 82ZM150 79H151V78H150ZM167 79L169 80V77H168ZM167 79H166V80H167ZM182 79H183V78H182ZM198 79H199V77H198ZM219 79H220V78H219ZM219 79H217V81H219ZM259 79H260V80H259ZM263 79H264V78H263ZM102 80H103V79H102ZM105 80H106V79H105ZM108 80H109V79H108ZM151 80H152V79H151ZM154 80H155V79H154ZM163 80H164V79H163ZM166 80H165V81H166ZM168 80H167V81H168ZM186 80H188V79L186 78ZM241 80H242V81H241ZM249 80H250V82L252 83V85L250 84ZM110 81H112V79H111ZM143 81H144V80H143ZM165 81H162V82H165ZM196 81H197V80H196ZM106 82H107V81H106ZM108 82H109V81H108ZM112 82L115 83V80L112 81ZM136 82H137V81H136ZM141 82H142V81H141ZM162 82L157 81L158 84H159V83L162 84ZM170 82H166V83H169V84H170ZM179 82H180V79H179V81H178V84H179ZM188 82H189V80H188ZM188 82L186 81V84H187ZM109 83H110V82H109ZM114 83H112V84H114ZM116 83H115V84H116ZM131 83H132V82H131ZM166 83H164V84L166 85ZM173 83H174V82H173ZM173 83H172V84H173ZM180 83H182V80H181ZM218 83H219V82H218ZM235 83H236V85H237V84H238V85L235 86ZM262 83H263V82H262ZM102 84H103V83H102ZM107 84H108V83H106V84H104V85H105L106 90L108 91V90H110L111 87H109ZM132 84H133V83H132ZM155 84H156V83H155ZM155 84H154V85H155ZM161 84H160V85H161ZM164 84H163V86L165 87ZM189 84H191V82H189ZM189 84H188V87H183V88H184V89L189 88V86H190ZM239 84H241L240 87H239ZM260 84H261V83H260ZM96 85H98V83H97ZM104 85H102V86H97V88H98V87H103V89H104ZM126 85H127V84H126ZM160 85H159V86H160ZM179 85H181V84H179ZM179 85H178V86H179ZM221 85H222V84H221ZM221 85H220V86H221ZM249 85H250V86H249ZM261 85H262V87L260 86V88L262 89L264 85H263V84H261ZM106 86H107V87H106ZM119 86H118V87H119ZM174 86H176V85H174ZM174 86H173V87H174ZM254 86H255V84H254ZM256 86L259 87L258 85H256ZM108 87H109V89H108ZM160 87H162V85H161ZM173 87H172V89L170 88V91H171V90H172V91H175V90H173ZM179 87H180V86H179ZM231 87H229V88H231ZM237 87H238V88H237ZM247 87H249V88L251 87V88L248 89ZM113 88H114V87H113ZM115 88H116V91H117V89L119 90V89L122 88V87H119V88L115 87ZM128 88H130V87H128ZM162 88H163V87H162ZM100 89H101V88H100ZM103 89H101V90H103ZM168 89H169V88H168ZM168 89H167V90H168ZM177 89H179V88H177ZM177 89H176V91H175L176 94H178V92H177L178 90H177ZM189 89H190V88H189ZM234 89H233V90H234ZM255 89H256V88H255ZM258 89H259V88H258ZM96 90H97V92H100L98 89H96ZM106 90L104 89L103 92L105 93ZM121 90H122V89H121ZM167 90H166V91H167ZM245 90H247V92H246ZM113 91H114V90H113ZM124 91H125V90H124ZM126 91H127V90H126ZM163 91H164V89H163ZM166 91H165V92H166ZM231 91H232V90H231ZM185 92L187 93L188 91H187V90H186V91L184 90V93H185ZM262 92H263V91L261 90V93H262ZM45 93H46V92H45ZM107 93H108V95H109L108 97H112V95L114 94V93H113V94L111 95L109 92H106L105 94L107 95ZM167 93H168V91H167ZM167 93H166V94H167ZM169 93H170V92H169ZM175 93H174V94H175ZM182 93H183V92H182ZM184 93H183V94H184ZM257 93H258V92H257ZM261 93L259 92V95H261ZM40 94H41V93H40ZM101 94H102V93H99V96L96 97L95 99L97 100V98H98V99L101 98V96H100ZM262 94H263V93H262ZM38 95H39V93H38ZM46 95H47V94H46ZM94 95H95V93H94ZM96 95H97V94H96ZM96 95H95V96H96ZM106 95H105V96H106ZM114 95H115V94H114ZM186 95H187V94H186ZM234 95L236 96V94H234ZM234 95H233V97H235ZM240 95H239V96H240ZM247 95H246V97H247ZM47 96H48V95H47ZM55 96H56V95H55ZM180 96H181V95H180ZM42 97H44V95H43ZM45 97H46V96H45ZM49 97H50V96H49ZM52 97H53V96H52ZM102 97H103V95H102ZM108 97H106V98L109 100ZM174 97H175V96H174ZM174 97H171V98H174ZM233 97H232V98H233ZM236 97H237V96H236ZM236 97H235V98H236ZM256 97H258V94L256 95ZM256 97H255V101L258 99V98H256ZM56 98H57V97H56ZM116 98H118V96H117ZM181 98H182V96H181ZM235 98H234V101L236 100L235 103H237V101H239V99H235ZM39 99H40L39 101L42 102L41 97H40ZM102 99H103V98H102ZM107 99H106V101H107ZM110 99H111V98H110ZM114 99H115V98H114ZM175 99H176V98H175ZM252 99H251V100H252ZM92 100H93V99H92ZM96 100H95V101H96ZM103 100H104V102H106L105 99H103ZM227 100H228V99H227ZM253 100L250 101V102H252V103H251L252 106H251V109H250V105H249V107H247V108H248V109H246L247 112H248V111H249L250 113L253 112L254 107H255V106H253V105H254V104H253ZM39 101H38V102H39ZM113 101H115V100H113ZM51 102H53V101L51 100L50 103H51ZM54 102H55V98H54ZM88 102H89V101H88ZM108 102H109V101H108ZM108 102H106V106H107ZM180 102H182V101L180 100ZM184 102H185V101H184ZM230 102H231V100H230ZM242 102H243V101H242ZM244 102H246V101H244ZM256 102H257V101H256ZM261 102H263V101H261ZM65 103H66V102H65ZM65 103H63V106H64ZM90 103H91V102H90ZM95 103H96V102H95ZM99 103H100V102H99ZM254 103H255V102H254ZM109 104H112V100H111V102H110ZM187 104H188V103H187ZM229 104H231V103H229ZM237 104H238V103H237ZM237 104H236V105H237ZM61 105H62V104H61ZM66 105H69V104H66ZM66 105H65V107H66ZM89 105H90V104H88V106H87L88 108H89L90 106L94 105V103L92 102V105H90V106H89ZM104 105H105V104H104L103 101H102V105H101V106H98V108H100L101 112H106L107 110H110V109H108L110 105H109L108 107H105V108H107V110H106V109L104 110V107L102 108V106H104ZM184 105H185V104H184ZM188 105H189V104H188ZM227 105H228V103H227ZM231 105H232V104H231ZM239 105L241 106V104H239ZM255 105H258V104L255 103ZM259 105H260V102H259ZM259 105H258V106H259ZM72 106H73V104H72ZM96 106H97V105H96ZM181 106H182V105H181ZM185 106H186V105H185ZM185 106H182V108L184 107L183 109H185ZM237 106H238V105H237ZM237 106H236V107H237ZM245 106H246V105H245ZM65 107H64V108H65ZM68 107H69V106H67L66 108L68 109ZM186 107H187V106H186ZM230 107H231V108H230ZM230 107H228V111H229L230 109H231V111H233V110H232V106H230ZM64 108H61V110L64 109ZM78 108H79V107H78ZM88 108H86L85 111H87ZM91 108H92V107H90V109H91ZM241 108H242V107H241ZM261 108L264 109V107H260V108H258V109L261 110ZM67 109H64V110H67ZM69 109H70V107H69ZM69 109H68V111H69ZM188 109H189V108L185 109V110L182 111V112H185V113L187 114V112H189V111H187ZM236 109H237V108H236ZM255 109H256V108H255ZM82 110H83V109H82ZM93 110H96V111H97V109H95V108H93ZM93 110H90V111L88 110V111H89V113L92 111L91 114H93V112H94ZM98 110H99V109H98ZM100 110H99V111H100ZM173 110H174V109H173ZM173 110L171 109V111H173ZM180 110H181V109H180ZM250 110H251V111H250ZM260 110H258L259 115H261L260 113H262V116H261V117H263V116H264V115H263L264 111L262 110V112H261ZM68 111H67V112H68ZM96 111H95V112H96ZM99 111H98V113H99ZM176 111H177V110H176ZM178 111H179V110H178ZM178 111H177V113H178ZM186 111H187V112H186ZM231 111L228 112V113L231 114ZM62 112H63V111H62ZM69 112H70V115H69V114H67V115L71 116V115H72V114H71V111H69ZM72 112H73V111H72ZM76 112H78V111L76 110ZM82 112H83V111H82ZM234 112H235V111H233L232 114L237 115V114H236L237 111H236L235 113H234ZM249 112H248V113H249ZM258 112H256L255 114H257ZM58 113H59V112H58ZM60 113H61V111H60ZM63 113L66 114V112H63ZM63 113H62L61 115H63ZM85 113L87 114L88 112H85ZM89 113H88V114H89ZM106 113H107V112H106ZM173 113H174V112H173ZM248 113H246V115H247ZM250 113L247 115V117L249 116V118H252L251 120H253L254 113H252L253 115H252V114L250 115ZM81 114H82V113H81ZM91 114H90V115H91ZM95 114L97 115V112H96ZM95 114H93V115H95ZM103 114H104V117H103V118H105L106 114H105V113H103ZM168 114H169V113H168ZM179 114H180V113H179ZM179 114H178V115H179ZM223 114H224V113H223ZM230 114H229V115H230ZM232 114H231L230 116L228 115V116H229L228 118L233 117ZM74 115L77 116V114H74ZM74 115H73V116H74ZM83 115H84V114H83ZM90 115H89V117H90ZM96 115H95V118H96ZM108 115H109V114H108ZM173 115H177V114L174 113ZM182 115L184 116V113L181 114V116H182ZM188 115H189V113H188ZM238 115H239V110H238ZM81 116H82V115H81ZM181 116L179 115V118H180ZM183 116H182V118L184 119L185 117H183ZM225 116L227 117V115H225ZM251 116H253V117H251ZM257 116H258V115H257ZM77 117H78V116H77ZM79 117H80V116H79ZM89 117H88V118H89ZM91 117H92V115H91ZM93 117H94V116H93ZM93 117H92V118H93ZM98 117H99V116H98ZM108 117H109V116H108ZM172 117H174V116H172ZM176 117H177V118H176ZM176 117H175V118L178 119V116H176ZM188 117H189V116H188ZM258 117H259V116H258ZM258 117H257V118H258ZM92 118H91V119H92ZM103 118H100V117H99V119H102V120H103ZM182 118H181V119H182ZM237 118H240V117H237ZM263 118H264V117H263ZM106 119H107V120H106ZM200 119H201V117H200ZM210 119H211V118H210ZM240 119H242V120H240ZM240 119H239L240 121H239V120H236V121H237L236 123H238L239 125H241L239 122L242 123V122H243V119L245 120V118L243 117V118H240ZM74 120H75V119H74ZM95 120L97 121L98 118H96ZM170 120H171V122L173 121L172 119H170ZM186 120H188V119L185 118V121H186ZM226 120H227V119H226ZM262 120H264V119H262ZM69 121H70V120H69ZM69 121H68V122H69ZM106 121H108L107 116H106V118H105V122H106ZM196 121H199V120H196ZM205 121H206V120H205ZM68 122H67V123H68ZM189 122H190V121H189ZM201 122H202V121H201ZM201 122H199L198 124H200ZM206 122H208V121H206ZM234 122H235V121H234ZM262 122H263V121H262ZM70 123H71V122H70ZM103 123H104V120H103ZM164 123L166 124V122H164ZM174 123H175V122H174ZM180 123H181V122H180ZM190 123H191V122H190ZM208 123H210V120H209ZM218 123H219V122H218ZM236 123H234V125H233L234 127H237V125H235ZM243 123H244V122H243ZM243 123H242L241 127H243V125H244ZM99 124H100V123H99ZM210 124H211V123H210ZM210 124H209L208 126H209V128L211 129V128L214 126V123H213V126L211 125L212 127H210ZM221 124H223V122H222ZM231 124H232V123H231ZM104 125H105V124H104ZM104 125H103V127H104ZM201 125H202V124H201ZM218 125H220V123H219ZM225 125H226V128H228V126L231 127L230 125H228V126H227V124H225ZM225 125H224V127H222L223 130L225 129ZM239 125H238V128L240 127ZM72 126H73V125H72ZM101 126H102V125H101ZM164 126H165V125H164ZM196 126H197V125H196ZM206 126H207L206 123H204V124H203V127H202L203 130H205L204 127H206ZM222 126H223V125H222ZM244 126H246V124H245ZM250 126H251V125H250ZM168 127H169V125H168ZM171 127L173 128V126H171ZM187 127H189V124L187 125ZM187 127H186V128H187ZM190 127H191V125H190ZM198 127L201 128V126H198ZM241 127H240L241 130H240V129L237 130V128L234 129V130L237 131V133H235V134L238 135V134H239V131L241 132V131L247 129V128H244V127L241 128ZM246 127H247V126H246ZM144 128H145V129H148V126H147V128H146V127H144ZM144 128H143V127L141 128L142 131L144 130ZM159 128H161V127H159ZM169 128H170V127H169ZM213 128H214V127H213ZM217 128H218V127H217ZM219 128H220V127H219ZM219 128H218V129H219ZM87 129H88V128H87ZM149 129L151 130V128H149ZM183 129H184V128H183ZM229 129H230V131H228V129H226L228 132L226 131L225 133H224V131L221 132V131H218L217 129H216V131H217V133L220 132L221 134L224 133V134L227 135V133L229 134V132H231V128H229ZM242 129H243V130H242ZM78 130H79V129H78ZM78 130H74V131H78ZM103 130H104V129H103ZM158 130H159V129H158ZM198 130H199V129H198ZM208 130H209V129H208ZM208 130L206 129V131H207L206 134H207V135H208ZM211 130H212V129H211ZM213 130H214V129H213ZM220 130H221V128H220ZM74 131L71 130V132L69 131V132H67V133L73 135V137H75L77 134H79L78 136H81L79 131H78L79 133H78V132L73 133ZM83 131H84V130H83ZM83 131H82V132H83ZM89 131H90V130H89ZM95 131H96V130H95ZM98 131H99V130H98ZM134 131H135V129H134ZM159 131H161V130H159ZM171 131H172V130H169V132H171ZM174 131H176V130H174ZM187 131H188V129H187ZM201 131H202V130H201ZM65 132H66V131H65ZM85 132H88V131L85 130ZM92 132H93V131H92ZM140 132H141V130H140ZM140 132H138V133H140ZM147 132H148V130H147ZM147 132H146V133H147ZM157 132H158V131H157ZM166 132H167V131H166ZM169 132H167V133H169ZM182 132H183V131H182ZM210 132H211V131H210ZM210 132H209V133H210ZM213 132H214V131H213ZM98 133H99V132H98ZM98 133H97V134H98ZM143 133H145V131L142 132L141 135H142ZM162 133H163V132H162ZM241 133H242V132H241ZM241 133H240V134H241ZM75 134H76V135H75ZM148 134H150V132H149ZM160 134H161V132H159V134H157V135H159L160 137L163 136L162 134H161V135H160ZM171 134H172V133H171ZM214 134H215V133H214ZM240 134H239V135H240ZM83 135H84V134H83ZM100 135H101V134H100ZM146 135H147V134H146ZM216 135H217V134H216ZM222 135H223V134H222ZM231 135H233V134L230 133V134H229V137L232 138ZM138 136H140V135H138ZM199 136H200V135H199ZM199 136H198V137H199ZM218 136H219V134H218L216 137H218ZM227 136H228V135H227ZM235 136H236V135H235ZM246 136L248 137L247 133H246ZM246 136H245V137H246ZM73 137H72V138H73ZM90 137H91V136H90ZM140 137H141V136H140ZM160 137H159V139H160ZM163 137H165V135H164ZM192 137H193V136H192ZM205 137H206V136H205ZM240 137H241V136H239V138H240ZM79 138H80V137H79ZM157 138H158V137H157ZM173 138H174V137H173ZM195 138H196V137H195ZM195 138H194V140H195ZM200 138H201V137H200ZM227 138H228V137H226V139H225L224 141H226ZM241 138H242V137H241ZM55 139H56V138H55ZM161 139H162V138H161ZM161 139H160V141H161ZM180 139H181V138H180ZM192 139H193V138H192ZM196 139H197V138H196ZM201 139H202V138H201ZM203 139H204V136H203ZM242 139H243V138H242ZM75 140H76V139H75ZM80 140H81V139H80ZM162 140H163V139H162ZM204 140H205V139H204ZM231 140H232V139H231ZM236 140H237V139H236ZM236 140H235V141H236ZM244 140H246V138H244ZM56 141H57V140H56ZM166 141H167V139H166ZM168 141H169V140H168ZM171 141H172V140H171ZM235 141H233V142H235ZM241 141H242V140H241ZM246 141L248 142V140H246ZM145 142H146V141H145ZM203 142H204V141H203ZM203 142H202V143H203ZM207 142H209V141H207ZM215 142H216V141H215ZM217 142H218V141H217ZM226 142H227V141H226ZM236 142H238V141H236ZM113 143H114V142H113ZM117 143H118V142H117ZM170 143H171V142H170ZM190 143H191V142H190ZM239 143H241V142H239ZM239 143H238V144L233 143L234 145H235V144H236V145H235V146H232L233 148L237 146L238 149L234 148V150H235V149L237 150V151L235 150L237 153H238V151H240L239 149H240V147H242V145H243L242 143H241L242 145L239 144ZM110 144H111V143H109L108 146H109ZM118 144H119V143H118ZM121 144H122V143H121ZM125 144H126V143H125ZM150 144H152V143L150 142ZM159 144H160V143H159ZM162 144H163V143H162ZM166 144H167V143H166ZM200 144H201V143H200ZM200 144H199V145H200ZM205 144H206V143H205ZM230 144H231V143H230ZM246 144H247V143H246ZM79 145H80V144H79ZM104 145H105V144H104ZM106 145H107V144H106ZM201 145H202V144H201ZM203 145H204V144H203ZM211 145H212V144H211ZM225 145H226V144H225ZM238 145H239V146H238ZM32 146H33V144H32ZM43 146H44V145H43ZM47 146H48V145H47ZM93 146H94V145H93ZM102 146H103V145H102ZM121 146H123V145H121ZM173 146H174V145H173ZM212 146H213V145H212ZM212 146H210L209 148H211ZM29 147H30V146H29ZM48 147H49V146H48ZM51 147H52V146H51ZM91 147H92V146H91ZM123 147H124V146H123ZM125 147H126V146H125ZM125 147H124V149H125ZM164 147H165V146H164ZM201 147H202V146H201ZM222 147H223V145H222ZM222 147H221V149H222ZM224 147H225V146H224ZM224 147H223V148H224ZM244 147H245V146H244ZM31 148H33V147H31ZM96 148H97V147H96ZM111 148H112V149H115L114 146H113V147H110L109 149H111ZM128 148H129V147H127L126 149H128ZM195 148H196V147H195ZM213 148H214V147H213ZM225 148L227 149V147H225ZM228 148H229V147H228ZM233 148L228 149V151L230 150V153H231ZM245 148H246V147H245ZM33 149H34V148H33ZM63 149H65V148H63ZM99 149H100V148H99ZM104 149H105V147H104ZM124 149H122V150H124ZM143 149H144V148H143ZM172 149H174V148L172 147ZM189 149H190V147H189ZM218 149H219V148H218ZM221 149H219V150L217 151V153H219V154H221L222 156H224V157H222V156L220 155V157H222L221 160H223V158H225V159L228 160V159L230 158V157H229V153H228V155H227V153H226V154H223V153L226 152V151H225V150H222V151H221ZM241 149H244V148H241ZM246 149H247V148H246ZM30 150H31V149H30ZM132 150H134V149H133V148H129V149H128L129 152L132 151ZM139 150H140V149H139ZM170 150H171V149H169V151H170ZM195 150H196V149H195ZM214 150L216 151L215 148H214ZM234 150H233V152H232L231 155H234V156H235V155H236V152H235ZM32 151H33V150H32ZM101 151H102V150H101ZM109 151H112V150H109ZM173 151H174V150H173ZM190 151H191V150H190ZM192 151H193V150H192ZM212 151H213V149H212ZM219 151H221V153H220ZM223 151H224V152H223ZM129 152L127 153V150H126L125 153L129 154ZM140 152H141V151H140ZM145 152H146V151H145ZM156 152H157V151H156ZM162 152H163V151H162ZM222 152H223V153H222ZM42 153H43V152H42ZM50 153H51V152H50ZM104 153H105V152H104ZM109 153H110V152H109ZM112 153H113V151H112ZM112 153H110V154H112ZM133 153H134V151H133ZM133 153H132V154H133ZM171 153H172V152H171ZM183 153H184V152H183ZM208 153H209V150H208ZM214 153H216V152H214ZM233 153H234V154H233ZM96 154H97V153H96ZM107 154H108V153H107ZM113 154H114V153H113ZM135 154H137V152H135V153L133 154V155H134L133 157H135ZM175 154H176V153H175ZM175 154H174V155H175ZM210 154H212V153H210ZM254 154H255V153H254ZM51 155H52V154H51ZM88 155H89V154H88ZM90 155H91V154H90ZM94 155H95V154H94ZM102 155H103V154H102ZM124 155H126V154H124ZM130 155H131V154H130ZM130 155H126V156H130ZM163 155H165V154H163ZM166 155H167V153H166ZM178 155H179V154H178ZM180 155H181V154H180ZM184 155H185V153H184ZM184 155H183V156H184ZM205 155H208V154H205ZM212 155H213V154H212ZM231 155H230V156H231ZM255 155H257V154H255ZM46 156H47V155H46ZM107 156H108V155H106V158H105V159H107ZM110 156H111V155H110ZM131 156H132V155H131ZM142 156L144 157V154H143ZM142 156H140V157H142ZM157 156H158V155H157ZM167 156H168V155H167ZM218 156H219V155H218ZM218 156H217V157H218ZM225 156H226V157H225ZM227 156H228V157H227ZM96 157H97V155H96ZM108 157H109V156H108ZM133 157H132V158H133ZM140 157H138V158L140 159ZM159 157H160V156H159ZM161 157H163V156H161ZM161 157H160V158H161ZM168 157H169V156H168ZM194 157H195V156H194ZM197 157H198V156H197ZM205 157H206V156H205ZM81 158H82V157H81ZM110 158H111V157H110ZM129 158H130V157H129ZM138 158H136V159L138 160ZM149 158H150V157H149ZM160 158L157 157L156 159L159 160ZM165 158H166V156H165ZM165 158H161L162 161H163V159H165ZM215 158H216V157H215ZM218 158H219V157H218ZM231 158H232V156H231ZM124 159H126L125 156H124ZM134 159H135V158H134ZM142 159H144V158H142ZM161 159H160V160H161ZM166 159H167V158H166ZM168 159H169V158H168ZM192 159H193V158H192ZM194 159H195V158H194ZM225 159H224V160H225ZM86 160H87V159H86ZM108 160H109V158H108ZM132 160H133V159H132ZM150 160H151V159H150ZM170 160H171V159H170ZM173 160H175V159H173ZM195 160H196V159H195ZM206 160H207V159H206ZM217 160H218V159H217ZM227 160H226V161H227ZM105 161H107V160H105ZM142 161L144 162V160H142ZM226 161H224V162H226ZM79 162H80V161H79ZM99 162H100V161H99ZM99 162H98V163H99ZM102 162H104V161H102ZM109 162H110V161H109ZM109 162H108V163H109ZM124 162H125V167H124L123 170H125V168H126L125 171H127V170L130 168V167H129L130 165L128 166L129 162H128V164L126 163L127 161H124ZM132 162H133V161H132ZM262 162L264 163L263 160H262ZM106 163H107V162H106ZM106 163H105V164H106ZM110 163H111V162H110ZM134 163H135L134 166H136V162H133V164H134ZM164 163H165V162H164ZM210 163H211V162H210ZM214 163H215V162H214ZM99 164H100V163H99ZM103 164H104V163H102V166H103ZM220 164H221V162H220ZM76 165H77V164H76ZM97 165H98V164H97ZM150 165H151V164H150ZM150 165H149V168H150ZM71 166H73V165H71ZM74 166H75V165H74ZM79 166H82V165H79ZM107 166H108V164L105 166V168H106ZM118 166H120V165H118ZM127 166H128V167H127ZM131 166H132V163H131ZM134 166H133V167H134ZM157 166H158V165H157ZM215 166H218V165H215ZM236 166H237V165H236ZM96 167L98 168V171L102 170V169H100V168H103V167L95 166L93 169L91 168L92 170H91V169H90V170H91L92 172H93V171H96V170H97ZM109 167H110V166H108V169H109ZM122 167H123V166H122ZM138 167H139V168H138ZM138 167H137V168L140 169V166H138ZM141 167L143 168L144 166L142 165ZM158 167H159V166H158ZM239 167H240V166H238L237 168H239ZM254 167H255V166H254ZM254 167H252V168H254ZM260 167H261V166H260ZM119 168H120V167H119ZM134 168H135V167H134ZM137 168H135V169L138 170ZM142 168H141V169H142ZM146 168H148V167H146ZM73 169H74V171H76L75 168H73ZM79 169H80V168H79ZM79 169H78L76 172H78ZM95 169H96V170H95ZM110 169H111V168H110ZM167 169H168V168H167ZM214 169H215V168H214ZM217 169H218V167H217ZM239 169H242V168H239ZM258 169H260V168H258ZM69 170H70V169H69ZM103 170H104V169H103ZM111 170H113V169H111ZM111 170H110V171H111ZM144 170H147V169H144ZM148 170H149V169H148ZM226 170H227V169H226ZM246 170H247V169H245L244 171H246ZM67 171H68V170H67ZM98 171H97L96 173H98ZM113 171H114V170H113ZM215 171H218V170H215ZM248 171H249V170H248ZM260 171H261V170H259L258 172H260ZM40 172H42V171H40ZM44 172H45V171H44ZM49 172H50V171H49ZM68 172H69V171H68ZM70 172H71V171H70ZM70 172H69V174L67 173L65 176H67V177H68V175L70 176ZM104 172H105V171H104ZM111 172H112V171H111ZM123 172H124V171H123ZM127 172H128V173H127L126 175L131 174L130 171H127ZM239 172H242V170L239 171ZM46 173H47V172H46ZM65 173H66V172H65ZM119 173H120V172H118V174H119ZM135 173H136V174H135ZM135 173H134V171H133V174H135V175H137V176H135V175L133 176V175H132V176L134 177V178H133L132 176L129 175L130 177L128 176L129 178L127 179V181H128L127 183H129V179L133 178L134 181H133V179H132L133 182L130 180V183H129L128 185L132 186V187H131L132 190H133V188L135 187V190H134V191H131V192L129 193L130 195H128V197H129V196L131 197V194H132V198L136 199V197L140 195L139 198L141 199L143 192L146 190V189H145V190L143 189V186H144V187L147 186V190H148V187H149V186L147 185L148 183L145 184V183H146L145 181H146L147 179H145V181H144L145 183L143 182L144 177H145V176H144V174H145L144 172L142 173V175L144 176V177L142 176L143 178L140 177V176H141V173H139L138 171H135ZM138 173H139V174H138ZM153 173H154V172H153ZM237 173H238V172H237ZM246 173H248V172H246ZM261 173H262V175H263L264 172H261ZM47 174H48V173H47ZM77 174H78V173H77ZM77 174H76V176H77ZM91 174H95V172H93V173H91ZM112 174H113V173H112ZM112 174H110L109 176H111ZM124 174H125V172H124ZM147 174H148V173H147ZM156 174H157V173H156ZM105 175L107 176L108 174L106 173ZM120 175H121V174H120ZM120 175H119V176H120ZM153 175H154V174H153ZM262 175L260 174V176H262ZM58 176H60V175H58ZM65 176H64V174H63V177H64L63 181L65 180ZM92 176H94V175H92ZM98 176H99V175H98ZM138 176H139V178H138ZM238 176L241 177V175H239V173H238ZM55 177H56L55 174H54V176H51V181H52V178H54L55 181L58 183V181H60V179H59V178H55ZM78 177H79V176H78ZM96 177H97V176H96ZM102 177H103V176H102ZM111 177H112V176H111ZM113 177H114V176H113ZM159 177H160V176H159ZM262 177H264V176H262ZM105 178H106V177H105ZM116 178H118V177H116ZM116 178H115V181H118ZM121 178H122V177H120V178H118V179H121ZM123 178H124V177H123ZM123 178H122V179H123ZM126 178H127V177H126ZM135 178H136V179L138 178L136 183H134V182L136 181ZM145 178H146V177H145ZM171 178H172V177H171ZM56 179H58V181H57ZM76 179H77V178H76ZM93 179H94V177H93ZM110 179H111V178H110ZM122 179H121V180H122ZM124 179H125V178H124ZM142 179H143V180H142ZM255 179H256V178H255ZM49 180H50V179H49ZM108 180H109V179H108ZM108 180H107V181H108ZM139 180H140V181H139ZM141 180H142V183H143V184L140 183ZM158 180H159V179H158ZM259 180H260V179H259ZM63 181H62V182H63ZM95 181H96V179H95V180H92V182H91V181H90V182L93 183V184H95L94 186H96V185H97V184H96L97 181H96V182H95ZM112 181H113V180H111V182H112ZM138 181H139V182H138ZM186 181H187V180H186ZM238 181H239V182H243V181H240V180H238ZM257 181H258V180H257ZM261 181H262V180H261ZM261 181H259V182H261ZM90 182H89V184L91 185ZM99 182H100V181H99ZM111 182H110V183H111ZM123 182H124V181H123ZM123 182H122V184H124ZM131 182H132V183H131ZM150 182H151V181H150ZM152 182H153V181H152ZM155 182H156V181H155ZM188 182H189V181H188ZM246 182H251V181L246 180ZM252 182H256V181H252ZM60 183H61V181H60ZM100 183L103 184V182H100ZM137 183L140 184V188L142 189V191L140 190V191L138 192V190H139L140 188H139V186H136ZM62 184H63V183H62ZM74 184H75V183H74ZM93 184L91 185V187H93ZM118 184H119V181H118ZM120 184H121V183H120ZM131 184H133V185H131ZM134 184H135V185H134ZM139 184H138V185H139ZM144 184H145V185H144ZM72 185H73V184H72ZM110 185H111V184H110ZM114 185H116V184H114ZM141 185H143V186L141 187ZM151 185H152V184H151ZM69 186H70V185H69ZM98 186H100V187H98ZM101 186H102V185H99V183H98V185L96 186V189H97V188H98V189H99V188H102ZM117 186H118V185H117ZM122 186H123V185H122ZM133 186H134V187H133ZM93 188H95V187H93ZM93 188H90V189H91L90 191H92ZM103 188H104V187H103ZM117 188H118V187H117ZM137 188H139V189H137ZM145 188H146V187H145ZM96 189H93V190H94L95 192H97L98 189H97V190H96ZM99 190H100V191H99ZM99 190H98V193H99L98 196H97V193H95L94 191H93L94 193H93V192L91 193V194L95 195V197L97 196L96 199H97V198L101 199L100 196L103 197V195H104V193H102V191H101L102 189H99ZM143 190H144V191H143ZM147 190H146V191H147ZM90 191H89V192H90ZM135 191H137L136 193H137L138 195L135 193L136 195L133 196V192H135ZM154 191H155V193H157L158 191H157L156 189L151 191V193L153 192L152 195L156 196L155 193H154ZM156 191H157V192H156ZM107 192H108V194L110 193V194H109V196H110V195H112V194L114 193V190H113V192L105 191V193H107ZM140 192H141L142 194H139ZM162 192H163V191H162ZM101 193H102L103 195H102ZM88 194H89V193H88ZM126 194H127V193H126ZM157 194H158V193H157ZM162 194H163V193H162ZM162 194H161V195H162ZM167 194H168L167 192H164L163 199H162V200L160 199L161 202H163V201L165 200V199H164V196L167 195ZM72 195H73V194H72ZM93 195H92V197H93ZM106 195H107V194H106ZM149 195H150V193H149ZM152 195H151V196H152ZM76 196L78 197V195H76ZM80 196L83 198L82 195H80ZM80 196H79V197H80ZM90 196H91V195H90ZM112 196L114 197V194H113ZM123 196H124V198H122ZM145 196H146V195H145ZM158 196H159V195H158ZM77 197H76V198H77ZM79 197H78V199H81V198H79ZM86 197H87V195H86ZM106 197H107V196H106ZM149 197H150V196H149ZM156 197H157V196H156ZM165 197H166V196H165ZM167 197H168V195H167ZM169 197H170V196H169ZM87 198H88V197H87ZM90 198H91V197H90ZM103 198H104V197H103ZM109 198H110V197H108V201L106 200V202H108V204L104 201L105 198L103 199L104 202H103V201H100V203L102 202L103 204L101 203V204H99V206H98L97 203H96V206H97L99 209H100V207H103V206H104L103 209H106V210H104L105 215H106L107 210L109 209V208L107 209L105 206L108 205L107 207H110V206H109V205H110L109 203H110L112 200H115V199L109 200ZM114 198H115V197H114ZM121 198H122V199H121L120 202L123 204L122 200H123V201H126V199H125V198H126V197H125V194H124V195L122 194V195H121ZM132 198H131V199H132ZM142 198L144 199V196H143ZM160 198H161V197H160ZM66 199H69V198H66ZM70 199H71V198H70ZM70 199H69V200H70ZM84 199H85V198H84ZM106 199H107V198H106ZM137 199H138V197H137ZM143 199H141V201H139L138 204H139L140 202H144V201H146V200L142 201ZM149 199H151V198H149ZM72 200H73V205H76V206H77V204H74L75 197H74V199H73V196H72ZM97 200H98V199H97ZM101 200H102V199H101ZM127 200L130 201V199H128V198H127ZM138 200H139V199H138ZM152 200H153V199H152ZM75 201H78V200H75ZM81 201H83V200L81 199ZM85 201H86V199H85ZM65 202H66V200H64V203H65ZM94 202H97V201L94 200L93 203H94ZM98 202H99V201H98ZM131 202H132V201H131ZM134 202H135V201H134ZM161 202H160V203H161ZM255 202H256V201H255ZM77 203H78V202H77ZM82 203H83V202H82ZM104 203H105V205H104ZM160 203H159V204H160ZM135 204H137V202H136ZM67 205H68V200H67ZM92 205H94V207H93V206H90V207H93L94 210L97 209V207L95 206V204H92ZM101 205H102V206H101ZM111 205L113 206V208L110 207L111 212H110V213L108 212L110 215H112V214H111L112 211H113L112 209H115V210L117 209L116 206H115L116 204H113V201H112V204H111ZM139 205H140V207L142 206V204H139ZM76 206H75V207H76ZM120 206H121L122 208L124 207V206H122V205H120ZM67 207H68V206H67ZM71 207H72V209H71ZM71 207H70L71 210L75 209L73 206H71ZM95 207H96V208H95ZM138 207H139V206H138ZM138 207H137V208H138ZM140 207H139L138 209L135 207L134 209H135L136 211H139V212H140V210H141ZM158 207H159V205H158ZM158 207H157V208H158ZM255 207H256V206H255ZM76 208H77V207H76ZM159 208H160V207H159ZM159 208H158V209H159ZM252 208H253V207H252ZM68 209H69V208H68ZM70 209H69V210H70ZM99 209H97L98 212H99ZM110 209H109V210H110ZM139 209H140V210H139ZM248 209H250V208H248ZM75 210L77 211L78 209H75ZM92 210H93V209L90 210V208H89V211L92 212ZM94 210H93V211H94ZM109 210H108V211H109ZM117 210H118V209H117ZM119 210H120V211H118V213L121 212L122 209L120 208ZM126 210H127V208H126ZM135 210H134V211H135ZM144 210H145V209H144ZM252 210H253V209H252ZM62 211H63V210H62ZM73 211H74V210H73ZM73 211H72V212H73ZM76 211H75V212H76ZM105 211H106V212H105ZM136 211H135V213L138 214L139 212H136ZM154 211H156V210H154ZM63 212H65V211H63ZM70 212H71V211H70ZM100 212H102V210H100ZM100 212H99V213H100ZM143 212H144V211H143ZM252 212H253V211H252ZM60 213H62V212H60ZM92 213H93V212H92ZM94 213H95L94 215H96V212H94ZM99 213H98L99 217H100V214H101V216L103 215L102 213H100V214H99ZM113 213H114V214H113L114 217H117V216H118V215H117V214H118L117 211H114ZM121 213H122V212H121ZM256 213H257V212H256ZM55 214H56V212H55ZM57 214H59V213H57ZM63 214H64V213H63ZM90 214H91V213H90ZM140 214H141V213H140ZM146 214H147V213H146ZM157 214H158V213H157ZM157 214H156V215H157ZM107 215H108V214H107ZM107 215H106V216H107ZM110 215H109V216H110ZM120 215H121V214H120ZM254 215H256V214H254ZM158 216L163 217V216H161V215H158ZM112 217H113V216H111L110 218L107 217V218H108V219H106L107 222H106V221H105V222H106L107 224L110 223ZM124 217H125V216H124ZM142 217H143V216H142ZM152 217H153V216H152ZM117 218H118V217H117ZM119 218H121V217H119ZM119 218H118V220H116V219H115V220H116V221H119ZM137 218H139V215H138ZM137 218L134 219V218L132 217V219H131V217H130V219H128V218L126 219V217H125V220H124V221H122V218H121V223L123 224V226H121L120 229H119V227H118L119 224H118L117 227H116L115 229L117 230V232H120V236H121V237H124L123 240H125V241H124V242H122V241L119 242L120 237H119V236L116 237L117 235H119V234L116 232L117 235H116V233H114L113 236L111 235L112 238H111V240H110V242H109L110 245L112 244V245H114V246H117V245H121V242H122L123 244L126 243V246H127L128 248H130L131 250H136V249H137L136 247H139V248L141 247L142 250H144V249L146 250L145 253L147 252V249H149V250H148V252H149V251H150V248H151V245H152V244H155V241H154V240H155V236H157L156 234H157V232H159L160 230L156 231L157 229H156L155 227H153V225H152V227H151V225H149V224H148V226H147L146 222L144 221L145 219H144V220H139V219H137ZM163 218H164V217H163ZM165 218H166V217H165ZM101 219H102V218H101ZM109 219H110V221L108 222ZM123 219H124V218H123ZM133 219H134V220H133ZM112 220H113V219H112ZM115 220H114L113 222H115ZM126 220H127V221H126ZM161 220H163V221H161ZM161 220L159 219V223H158V222H157V223H158V224H162V223L164 224V223H165L164 219H161ZM168 220H169V219H168ZM249 220H250V219H249ZM125 221H126V222H125ZM148 221H149V220H148ZM157 221H158V220H157ZM160 221H161L162 223H161ZM151 223H152V222H151ZM108 225H109V227H108V228L106 227L107 230L105 229V231H106V233H107V231L109 230V232L111 233V232H112L111 229H112L113 227H111L110 224H108ZM108 225H107V226H108ZM155 225H156V224H155ZM262 225H264V224H262ZM112 226H113V225H112ZM114 226H115V225H114ZM162 226H163V225H162ZM165 226H166V225H165ZM166 227H167V226H166ZM166 227H163V228L166 229ZM109 228H110V229H109ZM158 228H159V227H158ZM163 228H162V229H163ZM253 229H254V228H252V230H253ZM262 229H264V227H263ZM112 230H113V229H112ZM118 230H119V231H118ZM167 230H168V229H167ZM170 230H171V229H170ZM175 230H176V229H175ZM236 231H237V230H236ZM263 231H264V230H263ZM263 231H262V233H263ZM109 232H108V236L106 235V236H107L106 239H108V238L110 237ZM161 232H162V230H161L159 233L161 234ZM250 232H251V229H250ZM177 233H178V232H177ZM177 233H176V235H177ZM245 233H246V232H245ZM111 234H113V232H112ZM214 234H215V233H214ZM247 234H250V233L247 232ZM252 234H253V233H252ZM252 234H251V235H252ZM174 235H175V234H174ZM174 235H173V236H174ZM178 235H179V234H178ZM114 236L116 237V240H117L118 242H117L116 240H114V239H115ZM163 236H165V235H163ZM173 236H171V238H174ZM195 236H196V235H195ZM245 236H246V234H245ZM249 236H250V235H249ZM253 236H254V235H253ZM253 236H251V237H253ZM263 236H264V235H263ZM104 237H105V236H104ZM157 237H158V236H157ZM169 237H170V235H169ZM251 237H249V239H251ZM113 238H114V239H113ZM117 238H118V239H117ZM159 238H160V237H159ZM196 238H197V237H196ZM198 238H199V237H198ZM243 238H244V237H243ZM245 238H247V237H245ZM102 239H103V238H102ZM104 239H105V238H104ZM106 239H105V241H106ZM109 239H110V238H109ZM160 239H161V238H160ZM164 239H165V237H164ZM185 239H186V238H185ZM194 239H195V238H194ZM247 239H248V238H247ZM120 240H121V239H120ZM168 240H169V242H171V241H170L171 239L168 238ZM173 240H174V239H173ZM208 240H209V239H208ZM111 241H113V243L117 242L118 244L115 243V244H116V245H115V244H113ZM114 241H115V242H114ZM107 242H108V241H107ZM153 242H154V243H153ZM158 242H159V241H158ZM188 242H189V241H188ZM159 243H160V242H159ZM162 244H167V243H162ZM170 244H171V243H170ZM188 244H190V245H194L195 243L192 244V243L190 242V243H188ZM200 244H201V243H200ZM112 245H111L110 247H113V249H114L115 247L112 246ZM171 245H172V244H171ZM186 245H187V243H186ZM202 245H203V244H202ZM121 246H122L123 248H126V249H127V247H124V245H121ZM154 246H155V245H154ZM154 246H152V248H153ZM187 246H189V245H187ZM195 246H196V245H195ZM206 246H208V244H206ZM117 247H118V246H117ZM117 247H116V248H117ZM189 247H190V246H189ZM197 247H198V246H197ZM197 247H196V249H195L196 251H197ZM116 248H115V249H116ZM152 248H151V249H152ZM191 248H192V247H191ZM203 248H204V246H203ZM203 248H202V249H203ZM192 249H194V248H192ZM205 249H206V248H205ZM205 249H203V250H205ZM108 250H110V249L108 248ZM108 250H107V251H108ZM142 252H143V251H142ZM153 252H155V251H152V254H153ZM201 252H203V251H201ZM118 259H119V258H118ZM119 262H120V260H119ZM250 264H251V263H250Z\"/></svg>","mask_w":264,"mask_h":264}]
</instances>
